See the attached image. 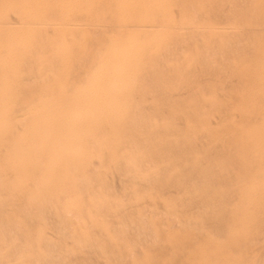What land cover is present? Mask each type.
<instances>
[{
	"label": "rangeland",
	"instance_id": "374dc122",
	"mask_svg": "<svg viewBox=\"0 0 264 264\" xmlns=\"http://www.w3.org/2000/svg\"><path fill=\"white\" fill-rule=\"evenodd\" d=\"M2 1H4V2H2ZM37 1H39V0H0V4L1 3L3 4V5L2 4L0 5V25H1V28H0V48L2 51H4V52H2L0 50V68H1L0 69L1 70L0 71V90H1L0 91V96H1L0 97V148H1L0 151H2V148H3V151L0 152V167H2V168H0V179H1L0 180V251H2V252H0V258L2 256V258L0 259V264H5V263L6 264H101V263L102 264H120V263L121 264H126V263L130 264V262L132 264L133 263L134 264H152V263L153 264L154 263L155 264H160V263L161 264H230V263L231 264H264V250H261V249H264V244H263L264 243V126L262 125V124H264V119H263V117H264V107H263L264 106V88H262L264 85V61H263L264 60L263 59V57H264V55H263L264 46L262 45V44H264V36H262V38H261V35H264L263 34L264 33V31H263L264 20L262 21V19H264V17H263L264 15L263 16L261 15V14H264V3H263L264 0L263 1L255 0L258 2H252V3L250 2L251 0H223V1L219 0L220 2H217L218 0H215V2H214V0H213V3H212V0H210L211 4L208 0H206V1L204 0V2H202L201 0H196V2L194 0H190V3L186 4L187 7L184 6L185 4L183 2L186 0H181V1L180 0H155V2H154V0H153V2L151 0H150V2H149V0H141V1L140 0H134L135 2L132 0H130V1H128V0H71V2H70V0H56V1L55 0H47V2H46V0H40L39 2H37ZM102 1H104V2H102ZM198 1H200V2H198ZM221 1H222V3H221ZM147 2H148V5L146 4ZM201 2L204 4H202ZM219 3L222 4V6L221 5L219 6ZM253 3L254 4L258 3V6L257 5L254 6ZM37 4H38V6H37ZM109 4L111 5V7ZM190 4H192L193 8L192 7L190 8V6H191ZM197 4H198V6H197ZM199 4H201L203 7H200ZM85 5L86 6L88 5V7H86ZM98 5H100V6H98ZM104 5H105V8H103ZM210 5H213V6H210ZM251 5L254 6V7L252 6L253 7L252 9H251V7H249ZM4 6H6V7H4ZM40 6L42 8H40ZM44 6H45V8H43ZM53 6H55V7H53ZM125 6H127L128 9H127V7L124 8ZM196 6L198 8H195ZM218 6L220 7L219 9H217ZM13 7H14V9H13ZM15 7L17 8L16 10H15ZM182 7H184V9L187 11V14H188L184 18H182L183 16H181V14H182L181 11L183 10ZM151 8H152V10H150ZM247 8H249V9H247ZM256 8H259L262 10H259ZM48 9H49V11H48ZM53 9H54V12H53ZM254 9H256V10L254 11V13H252ZM109 10H110V14H109ZM134 10H136V11H134ZM165 10H168V12L166 11V13L167 14L169 13V15H167L164 12ZM172 10L175 12L173 13ZM242 10H244V11L242 12V14H240ZM5 11H6V13L11 14L10 16H12L13 18L15 17V19L18 20V21H15L12 18L13 21L16 24H18L19 26L15 25V23L12 21V19H9L11 17L9 15H7L5 13ZM41 11H42V13H41ZM73 11L75 13L77 11V13L75 14ZM85 11H87V12H85ZM176 11L178 14L176 13ZM259 11L260 12L262 11L263 13L262 12L260 13ZM200 12H204L205 14L204 13L200 14ZM219 12L220 13L222 12V13L220 14ZM246 12H247V14H246ZM51 13H52V15H51ZM56 13H57V15H59L58 17L56 15ZM69 13H71L73 15L71 16V14H69ZM103 13L105 15H103ZM179 13H181V14H179ZM248 13H250V14L248 15ZM259 13H260V15H259ZM16 14H17V16H16ZM53 14H54V16H53ZM74 14H75V16H74ZM80 14H81V17H80ZM99 14H101V15L99 16ZM172 14H173V16H175L177 14L176 15L177 18L180 16L179 20L177 18H175L177 20L174 21V17H172ZM251 14H252V17L250 16ZM50 15L52 16V18ZM106 15H108V16L105 17ZM199 15H200V17H199ZM258 15L261 17H259ZM20 16H23V17H20ZM110 16H112V17L110 18ZM238 16H239V18L237 19ZM242 16H243V18H242ZM255 16L257 18V21L260 20V21H258V24H257V21L255 19ZM17 17H18V19H17ZM40 17L43 19L40 20L41 19ZM45 17H47V18H45ZM21 18H23V19H21ZM38 18H40V19H38ZM50 18L52 21L50 20ZM78 18H79V20H78ZM101 18H103V19L100 20ZM109 18L111 19V21L109 20ZM244 18L246 19L247 23H246ZM34 19H35V21H34ZM195 19H196V21H195ZM242 19H243V21H242ZM247 19L249 20V22ZM96 20L98 23L93 22ZM112 20H113V25L111 24ZM169 20L172 23L171 22L169 23ZM252 20L254 21V25H253ZM19 21H20V23H19ZM30 21H32V22H30ZM45 21H46V23H44ZM59 21L61 22L60 24H59ZM191 21H192V23H191ZM228 21H230L229 23H232V26H234V25L235 26L234 27H232V26L228 27V25H227ZM66 22H69V23L66 24ZM100 22H102V24H100ZM106 22H107V24H106ZM223 22H226V23H223ZM259 22L261 24H263V28H261L262 25L259 24ZM35 23L37 24L36 27H34L36 25ZM108 23H110L111 26ZM194 23H195L194 26L190 25V24L193 25ZM44 24H45V27H44ZM81 24H84V25H81ZM104 24H106V26ZM166 24H167V26H166ZM187 24H188V27H187ZM200 24L202 25V27H203V25L205 26V24H209V25L212 24L215 26H221V24H223L222 27H225L227 29L225 31L226 32L229 31L230 35L228 32H227L228 34H222V36L221 35H212L211 33L207 32V30H203V29L199 28L201 26ZM225 24H226V26H224ZM40 25H42L41 27H43L44 29L40 28ZM46 25H47V27H46ZM59 25H61L63 32L61 31V28ZM64 25H66V27ZM257 25L258 26L261 25V26L257 27ZM15 26H17V27H15ZM20 26L22 28H23V26H25V27L22 29ZM57 26L59 29L57 28ZM244 26H247L248 29H246ZM4 27H5V29H4ZM63 27H65V28H63ZM78 27H79V29H78ZM98 27L99 28L102 27L104 30L102 28L99 29ZM140 27H142V28H140ZM157 27H159V28H157ZM174 27H175V29H174ZM9 28H10V30H9ZM73 28H74V30H73ZM91 28H94V30L101 35L96 33ZM108 28H109V30H108ZM149 28H151V30ZM196 28H198V31L195 30ZM259 28H261V32L259 31ZM30 29H31V31H30ZM55 29H57L56 33L53 32V31H55ZM76 29H78V30H76ZM80 29H81V31H80ZM113 29H115L116 32ZM153 29H155V30H153ZM253 29L255 30V32L257 30L258 31L255 33ZM46 30H49V31L46 32ZM66 30H67V32H66ZM99 30H101V31H99ZM182 30H184V31H182ZM234 30H235V32H234ZM239 30H240V32H239ZM245 30H246V32H245ZM50 31H51V33H50ZM77 31H79V33H75ZM84 31H85V33H83ZM61 32H62V34L64 33V35H65V33H67L69 35L66 34L65 36L64 35L62 36ZM196 32H197V34H196ZM31 33H32V35H31ZM44 33L46 34V36ZM57 33H60L61 36H59V34H57ZM73 33H75V35H77L78 37L74 36ZM102 33H105V34H102ZM206 33L209 35V38L207 37L208 35H206ZM252 33H253V36H252ZM254 33L255 34L259 33V34H257V36H256ZM70 34H72V35H70ZM110 34H112V35H110ZM158 34H160V35H158ZM185 34H187V36H185ZM232 34H234V35H232ZM243 34L244 35L246 34V35L243 36ZM92 35L94 36V38ZM104 35H106V36H104ZM190 35L192 36V38ZM224 35H226V36L224 37ZM231 35H232V39H231ZM248 35L250 36V38H248L249 40H245L247 37H249ZM55 36H57V37H55ZM69 36H71L73 39V40L71 39L72 40L71 42H69L70 41ZM184 36L187 38H185ZM216 36L219 38V40L212 39V38H215ZM239 36L240 37L243 36L244 39H243V37H241L242 38L241 39ZM36 37L39 38V40H36L37 39ZM60 37H62V39ZM65 37H67V38H65ZM73 37H75V39ZM80 37H81V39H77ZM85 37H86L85 42L84 41L82 42V40L85 39ZM87 37L89 39H87ZM96 37H98V38H96ZM222 37H224L225 40ZM227 37H230V38H228L230 40H228ZM233 37L234 38L237 37V38H235L236 40H234ZM256 37L258 40L256 39ZM40 38H41V40H40ZM63 38H65L66 43H65V40ZM91 38H93V39H91ZM200 38H202V39H200ZM204 38L206 39V41L204 40ZM57 39H61L62 41L57 40ZM188 39H190L191 41H188ZM46 40H47L48 44L46 43ZM199 40H201V41L199 42ZM260 40H261V42H260ZM40 41L42 44L41 46L45 47L47 45V47H45V50L48 49L46 54H43L45 52V50L42 51L41 46L38 45V44H40ZM90 41L92 44L90 43ZM186 41L189 42L188 45L185 44ZM240 41H242V44H240ZM244 41L245 42L247 41V42L245 43ZM34 42H35V44H34ZM234 42H236V43H234ZM71 43L74 44L75 46L71 45ZM79 43H81V44H79ZM138 43H139V45H138ZM195 43L196 44L198 43V44L196 45ZM216 43L217 44L219 43V45H217ZM226 43H227V45H226ZM14 44L16 45V47ZM27 44H29V45H27ZM117 44H118V46H117ZM209 44H210V46H209ZM247 44H249V47H246V46H248ZM34 45L38 46L37 48L39 49V51ZM89 45L91 46L90 48H89ZM113 45H115V47ZM141 45L143 46V48L141 47ZM225 45L227 47H225ZM80 46H82V47H80ZM101 46H102V48H100ZM110 46L112 48H110ZM228 46H230V47H228ZM232 46H233V48L231 49ZM62 47H65V48H62ZM78 47L80 48V50ZM96 47L98 50L96 49ZM208 47L212 51L208 50ZM218 47H220V48H218ZM250 47H253V48L251 49ZM94 48L96 49L97 53L94 51L95 50ZM191 48H193V49H191ZM194 48H196V49H194ZM216 48H218V49H216ZM10 49H12V51ZM30 49H32V51H34L33 49H36L35 50L36 52L34 51L33 54L34 53H37V54H35L33 56L32 51ZM186 49H188V50H186ZM202 49L207 54L205 52L203 53ZM206 49H207V51H206ZM227 49H228V52H227ZM73 50H74V52H73ZM92 50H93V52H92ZM99 50H101V51L98 52ZM169 50L172 52L174 51V52L171 53ZM180 50H181V53H180ZM192 50L193 51L196 50V52L194 51V53H193ZM197 50H198V52H197ZM219 50H221V51L223 50V51L220 52V55H217V54H219ZM261 50H263V51H261ZM164 51H165L166 55H165V53H163ZM208 51H209V53H208ZM152 52H153V54H152ZM168 52H169V54H168ZM185 52H187V53H185ZM210 52H211V54H210ZM255 52H257V53H255ZM258 52H259V55L257 56ZM10 53L12 54V56L10 55ZM134 53H136V54H134ZM170 53H171V56H170ZM227 53H229V54L227 55ZM260 53L262 56L260 55ZM47 54H49V55H47ZM83 54H85V55H83ZM160 54H162V55H160ZM179 54H182L181 55L182 57H180V59L183 58L182 60L178 59ZM194 54H195V56L197 54H199V56H196L198 58H196L194 56ZM46 55H47V57H46ZM231 55L233 56V58L229 57ZM238 55H240L239 57L241 59L238 57ZM29 56H30V58H29ZM52 56H54V58ZM159 56H161V57H159ZM205 56H207V57H205ZM236 56L238 58V61L236 60ZM31 57H34V58H31ZM37 57H39V60ZM95 57H96V59H95ZM193 57H194V60H193ZM261 57H262V59H260ZM16 58H18V59H16ZM79 58H81V59H79ZM190 58H192V59L189 61ZM227 58H229V59H227ZM35 59L38 62L32 63V61H35ZM161 59H162V62H161ZM167 59H169V60H167ZM210 59H212V60H210ZM224 59H225V61H224ZM41 60H43L44 65L42 64ZM81 60H83V62H80ZM226 60H228V61H226ZM40 61H41V64H40ZM59 61H60V63H59ZM234 61H236V62H234ZM244 61H245V63H244L245 65L242 64ZM51 62L54 65H52ZM163 62L164 63L166 62V63L164 64ZM186 62H188V64ZM219 62H221L222 65H220L221 63L219 64ZM223 62H225V63L230 62V64L228 63V64L224 65V67H225L224 68ZM238 62L241 64L242 67L240 66V64ZM26 63H27V65H26ZM35 63H37V64H35ZM183 63H185V64H183ZM231 63H233V64L235 63L234 65L237 67L233 68L234 66L232 67ZM248 63H250V64H248ZM258 63H259V65H258ZM47 64H50L52 66L47 65ZM89 64H91V65H89ZM154 64H155V66L157 65L156 68L154 67ZM158 64H160V65H158ZM179 64H180V66H179ZM254 64H256V65H254ZM29 65H30V69L28 68ZM41 65H42V67H41ZM168 65L170 66V68L171 67L172 68L170 69ZM31 66L33 67V69L36 68L37 71H36V69H35L36 72L31 71L32 70ZM220 66H222L223 68H221ZM226 66H228V67H226ZM46 67H49V68L45 69ZM191 67H192V72H191ZM22 68H24V69H22ZM25 68L28 69L27 72H26ZM41 68H42V70H40ZM234 69H235V71L236 70L237 71L235 72ZM255 69H256V71H255ZM74 70L76 72H74ZM146 70H147V75L145 73ZM186 70L187 71L190 70V71L186 72ZM38 71L40 73H38ZM47 71L50 72V76L48 75L49 73H47ZM179 71L180 72L182 71V72L179 73ZM31 72H34L33 74L36 73L35 74L36 76L32 75ZM174 72H175V74L173 75ZM183 72L188 74V75H186V74L182 75ZM230 72L233 74L235 72V74L237 73V76L238 75L239 76L237 77L236 75H233ZM240 72H243V73H240ZM244 72H245V74H244ZM254 72H255V74H254ZM26 73L28 75H26ZM45 73H47L48 77H51V78L53 77V78L52 79L48 78ZM73 73H75V74H73ZM85 73H87V74H85ZM40 74H41L42 79H40L41 77H39ZM243 74L245 76L241 77L243 79H240V75H243ZM141 75H143V76L141 77ZM25 76L27 78H25ZM29 76L37 77V78H39L38 79L39 81L34 77L31 80L32 77H29ZM138 76H140V78ZM177 76H178V78H177ZM180 76H181V78H180ZM92 78H93V80H92ZM107 78H108V80H107ZM179 78H180V80H179ZM20 79L22 81H20ZM28 79H30V81H28ZM72 79H73V82H72ZM84 79H86V80H84ZM40 80H42V81H40ZM43 80L45 81L46 85H45V83H43ZM140 80L142 81V83L139 84V82H141ZM171 80H173V81H171ZM247 80L249 82H247ZM35 81L37 82V84H39V86L37 84H36V86L34 84H33L34 86L32 85V83H36ZM47 81H49V83ZM30 82H31V84H30ZM39 82H41L42 84L40 85ZM52 82H53V85H51ZM72 83H73V85H72ZM179 83H180V85H179ZM243 83H245V84H243ZM254 83H255V85H254ZM69 84H71L72 86L71 85L69 86ZM257 84L258 85L260 84V85L258 86ZM214 85H215V87H214ZM239 85H240V87H239ZM250 85H251V87H250ZM32 86L35 89L36 88L37 89L35 90ZM135 86H137L138 88ZM210 86H212V87H210ZM217 86H218V88H217ZM39 87H40V89H39ZM53 87H55V88H53ZM238 87L241 90V93H239L240 90L238 89ZM213 88H215V89L213 90ZM5 89H6V91H5ZM70 89H72V90H70ZM115 89H117V90H115ZM197 89H199V90L195 91ZM236 89L239 91H237ZM136 90H137V92H135ZM217 90H218L219 95L221 94L223 96L217 95L218 93L215 92ZM172 91H173V93H175V95L172 93ZM28 92L31 95L33 94L35 96L32 95V97H33L32 98L30 95H28L29 94ZM35 92L37 94H34ZM131 92H132V94H131ZM170 92L172 94H168ZM209 92H211V93H209ZM230 92H232L231 95L234 99L236 98L235 96H237V95L239 96V97L237 96L238 99L237 98L235 99L236 101L234 100L235 102H232L233 98L230 97L231 96ZM180 93H182V94L180 95ZM206 93L210 96L209 100H208L209 96ZM235 93H237V95ZM249 93H251L250 94L251 96L249 95ZM254 93H255V95H254ZM25 94L28 96L25 97ZM60 94H61V97L64 95L65 96L60 98ZM91 94H93V95H91ZM166 94H168V95L166 96ZM239 94H241V95H239ZM67 95L68 96L70 95V96L68 97ZM205 95L208 97L206 98ZM211 95L214 97H212ZM215 95H216V97H215ZM227 95H229L231 100L229 99V97ZM134 96H136V97L134 98ZM201 96H204V97H201ZM226 96H227V98H226ZM253 96H255V97H253ZM58 97H59V100H58ZM199 97H201V99L202 98L203 99L200 101ZM221 97H223L224 100ZM240 97H241V99H240ZM172 98L174 101L170 100ZM250 98H252V99H250ZM60 99H61V101H60ZM176 99L179 101L178 103H177ZM192 99H194V101L197 99V101L194 102V101H192ZM225 99H226V101H228L227 102L228 104H226V105H225V102H226ZM183 100L186 101L187 103L190 100L192 102L190 101V103L187 104L186 102L183 103L184 102ZM29 101H30V103H29ZM57 101L58 102L60 101L59 102L60 104ZM198 101H200V102L198 103ZM205 101H206V103H205ZM239 101H240V103H238ZM19 102H20L21 106H20ZM152 102H155V103H152ZM164 102H165V104H164ZM173 102H175V103H173ZM180 102H182V103H180ZM202 102L204 105L201 104ZM208 102L210 103V105H208L209 104ZM8 103H10V105ZM147 103H149V104H147ZM158 103H160L161 105L164 104L165 107L161 106ZM172 103L176 106V108ZM212 103L214 106L212 105ZM7 104H8V106H7ZM45 104H46V106H45ZM54 104H55V106H53ZM154 104H156L157 106ZM171 104H172V106H170ZM185 104H186V106H185ZM190 104L192 105V107ZM231 104H232V106H231ZM82 105H83V107H82ZM142 105H143V107H142ZM196 105H199L200 107L196 106ZM51 106L53 108H51ZM145 106H147V107H145ZM159 106H160V108H159ZM189 106H190V108H189ZM193 106L198 107V108H196V110H193L194 109ZM207 106H208V108H207ZM37 107H38V109H37ZM48 107H50L52 110L55 107V109L52 112H49L51 109H49ZM84 107L86 109H84ZM138 107L140 108V110ZM141 107L142 108L145 107V108L142 110ZM232 107L234 110L232 109ZM4 108H5V110H4ZM31 108H33V109H31ZM40 108H41V110H40ZM157 108H158V111H157ZM164 108L165 109L168 108V109L164 110ZM170 108H171V110H170ZM177 108H179L178 110L180 112L182 111L181 114L179 111L176 110ZM185 108H186V110H183ZM227 108L231 113L227 112L228 111ZM28 109H30V110H28ZM82 109L84 111H82ZM134 109H136V112ZM145 109H146V113L148 112L147 116L152 115V116H150L151 118L146 116ZM201 109H202V111H201ZM150 110H151V112H150ZM261 110H262V112L259 114H262V115H259L258 113H256V112H260ZM31 111H32V113H31ZM77 111H78V113H77ZM165 111H167V112L172 111L171 113L170 112L169 113L170 114L173 113L174 115H169V113H166ZM185 111H190V112H189V114H187L188 112H185ZM195 111H197V112H195ZM22 112H24V115H21ZM27 112H29V113H27ZM210 112L212 114L215 113L214 117ZM220 112L222 113V115H220L221 114ZM50 113H51V115H49ZM140 113H142V115L145 116L144 120H143V116L140 115ZM194 113H195V115H194ZM198 113H199V115H198ZM224 113L227 116L226 115L224 116ZM232 113L234 115H230V116L228 115V114H232ZM238 113L240 115H238ZM45 114H46V116H45ZM131 114L133 115V117ZM161 114H162V116H161ZM175 114H176V116H179V120L177 117L175 119V117H174ZM235 114H237V115H235ZM247 114H248V117H247ZM180 115H182L183 118H185V119L183 120V118L180 117ZM163 116H164V118H163ZM235 116H237L238 118ZM243 116L246 118H249V116H250L251 119L246 120V118H244ZM45 117H46V120H45ZM47 117L50 118V120ZM130 117L132 118V120ZM139 117L142 118V120H140ZM196 117H197V119H196ZM232 117H233V119H232ZM157 118L158 119L163 118L162 119L163 121L161 119H160L161 121H159ZM21 119L24 121H22ZM36 119H37V121H36ZM58 119H60L61 121L58 122L59 121ZM135 119H136V121H134ZM150 119H152V120H150ZM153 119L158 120L159 122L158 121L155 122ZM173 119L175 120L176 123L174 122ZM234 119H236V120H234ZM17 120H19V121L17 122ZM52 120L54 123H52ZM148 120H149V122H147ZM180 120H181V124H180ZM195 120L198 122H196ZM200 120H201V122H200ZM251 120H252V122L255 120L257 122L251 123ZM8 121H9V123H8ZM132 121H134L136 124ZM140 121L142 122L143 126H145L146 128L143 129V126H141V127L139 126V124L141 123ZM144 121H146L145 122L146 125H145V123H143ZM206 121H207V123H209V121H210L209 125L211 124V121H212V124L210 127L206 123ZM224 121H225V123H223ZM49 122H50V124H49ZM184 122L187 125H184L183 124ZM235 122H236V124H239L240 122H242V123H241V125L239 124V126H236L234 124ZM17 123H19L18 126H19V128L21 127L20 129L18 128ZM105 123H107V124H105ZM148 123L150 125L152 124L153 127H151L150 125L147 126ZM153 123H155V124H153ZM170 123L172 125H170ZM194 123H195V125H193ZM204 123H205V125H203ZM246 123H247V127H245ZM248 123H249V125H248ZM25 124H27L26 128H28V129L25 128V126H24ZM134 124H135V126H134ZM142 124H140V125H142ZM200 124L202 127L201 129H200ZM35 125H37V126H35ZM137 125H138V127H137ZM191 125H193L192 127L195 129L199 125L200 131L198 129H196V130L192 129ZM163 126H165V128ZM168 126H170V127H168ZM179 126H183V127L179 128ZM185 126H187V129L185 128ZM189 126L191 127L190 130H189V128H190ZM207 126H208V128H207ZM214 126H216L217 128H215ZM259 126L261 127L260 130L258 129ZM13 127H15V128H13ZM236 127L238 130L236 129ZM238 127H240V128H238ZM242 127H243V129H242ZM29 128H31V129H29ZM168 128L170 129L171 132L169 131ZM177 128H179V129H177ZM248 128H250V130ZM54 129H55V132H54ZM145 129L148 132V134H147V132H145ZM161 129H162V131H161ZM106 130H107V132H105ZM157 130H159V131H157ZM176 130H178V131H176ZM184 130H186L187 132L185 133ZM134 131H136V133ZM154 131H155V133H154ZM246 131H248V132H246ZM13 132H16V133L14 134ZM173 132H175L176 134H174ZM177 132H183V133L177 134ZM260 132L263 133L262 134L263 136L261 135ZM132 133L134 134V136ZM165 133H167V134H165ZM201 133L203 135H201L202 137L200 136L201 137L200 138L199 134H201ZM259 133H260V135H258ZM30 134H31V137H30ZM92 134H93V136H91ZM120 134H121V136H120ZM151 134H152V136H150ZM168 134H170V136H168ZM213 134H215V135H213ZM230 134H233L234 136L233 135L231 136ZM8 135H10V136H8ZM105 135H106V137H105ZM173 135H175V136H173ZM177 135H178V137H177ZM182 135H183V137H181V139H180L179 137ZM197 135H198V139H197ZM205 135L209 136V137L212 136L211 137L212 139L211 138L207 139V137H205ZM225 135H227V136L225 137ZM257 136H259V137L256 138ZM130 137H132V138H130ZM214 137H215L216 143L213 139ZM216 137H218V139H216ZM103 138H104V141H103ZM223 138H225L226 141ZM194 139H195V142H190V144H189V141L190 140L194 141ZM260 139H263V140H260ZM43 140H44V142H43ZM86 140H88V141H86ZM89 140H91L90 141L91 143L89 142ZM179 140H180V142H179ZM208 140H210V141H208ZM92 141L94 142V144ZM228 141H230V143ZM54 142H55V144H54ZM136 142H139L140 144H138ZM157 142H159V143H157ZM225 142H227V143H225ZM4 143H6V144H4ZM192 143H194V144L197 143L199 145H197V144L194 145ZM223 143H225V145ZM141 144H142V146H141ZM144 144H146V145H144ZM205 144H206V146L203 147V145H205ZM149 145H150V148H149ZM172 145H174V146H172ZM7 146H8V148H7ZM195 146H196V150H195ZM199 146H200V149H199ZM211 146H214V147L212 148ZM52 147L55 149H53ZM100 147L103 150H101ZM176 148H178V149H176ZM188 148L189 149L191 148L190 151ZM140 149H141V151H140ZM202 149H203V151H202ZM212 149H214V150L211 154ZM59 150L61 152H63V155L60 156L58 162L50 170H48V171L44 170L45 169L43 166L44 161L50 157L51 152H53V151L57 152ZM146 150H148V151H146ZM172 150H173V152H172ZM184 150L186 153H184ZM229 151H230V153H229ZM5 152L7 155L5 154ZM194 152H195V154H194ZM91 153H93V154H91ZM101 153L102 154L106 153V154H105V156L103 155V157H101L102 156ZM110 153H112V154H110ZM155 153L156 154L159 153L157 155V159H156V157H154L155 155H153ZM176 153L180 154L181 156H179ZM190 153H192V154H190ZM224 153L226 156L224 155ZM17 154H23L24 156H29V154H30L31 157H33V158L35 157L34 166H25L21 172H25L26 177L19 179V180L15 179V174H17L18 170L11 168V161L13 158H15V156ZM107 154H109V155H107ZM150 154H151V156H150ZM218 154L219 155L221 154V157H218L216 159L215 157H217ZM233 154H234V156H233ZM84 155L87 156L88 158H86ZM82 156H84V158ZM111 156L112 157L114 156V157L112 158ZM158 156H159V158H158ZM164 156H165V158H164ZM127 158H128V160H127ZM189 158L192 159V161ZM85 159L87 160V162H85L86 161ZM88 159L89 160L91 159V160L89 161ZM147 159L151 162L147 161ZM205 159H206V161H205ZM210 159H212V160H210ZM221 159L224 162H226L227 164L224 163ZM104 160L106 161V163ZM107 160H109V161H107ZM144 160L147 161V163ZM159 160L162 161L163 163L160 162ZM200 160H202V162H203L202 165L204 168L201 170H198V169H200V165H201ZM234 160H237V161L234 162ZM88 161H89V163H88ZM100 161H102V162L100 163ZM122 161L124 162L125 166L122 163ZM143 161H144V163H143ZM165 161H167V162H165ZM217 161H218V163H217ZM220 161H221V163H220ZM96 162L97 163L99 162L98 163L99 167L102 166L101 170L98 167V164ZM109 162L112 163L113 165H110ZM214 163H217V164H214ZM222 163H224L223 164L224 166L221 165ZM96 164H97V166H95ZM114 164H116V165H114ZM127 164H129V166L132 169ZM150 164L152 166H150ZM196 164H198V165L196 166ZM234 164H236V165H234ZM246 164L248 166H246ZM91 165H92V169L95 168L94 171L96 173L93 172V170L91 168H89V167H91ZM104 165H105V168H104ZM202 165H201V168H202ZM207 165H208V168L206 169ZM214 165H216V166H214ZM219 165H221V167L223 166L222 170H221V167ZM226 166H227L228 170L225 168ZM238 166H240V167H238ZM242 166H243V169H242ZM109 167H110L109 172L111 174H109V172H108ZM125 167H127V168H125ZM194 167H195V169H194ZM232 167H233V169H232ZM72 168H74V170ZM133 168H135V170H133ZM174 168L176 170H174ZM235 168H238V169L240 168V170H237V169L235 170ZM84 169H85V171H84ZM88 169H89V171H88ZM204 169L206 170V172L201 173V171L202 172L205 171ZM224 169L228 172H226ZM41 170L44 171L45 173L40 172ZM90 170H92V171H90ZM102 170L104 171V173ZM116 170H118V171H116ZM131 170H133V172ZM139 170H141V171H139ZM54 171H56V172H54ZM100 171H102V173L105 174L106 176L103 175ZM105 171L107 173H105ZM122 171H123V173H121ZM208 171L209 172L211 171V172L209 173ZM218 171H219L220 175L218 174ZM224 171L226 173H222ZM234 171L237 172L238 174L237 175H236V173L233 174L232 172H234ZM134 172L136 173V175ZM144 172H146V173H144ZM192 172H193V174H192ZM99 173H101V174H99ZM107 174H109V175H107ZM197 174H201V175L198 176ZM224 174H226V175H224ZM229 174H231V175H229ZM239 174L242 177L238 176ZM148 175H150L151 177ZM203 175H204V177L205 176L206 177L208 176V177L206 179H204ZM211 175H212V178H210ZM116 176H118L117 179H116ZM223 176H226V177H223ZM235 176L236 177L238 176V178L241 179L242 181H239V179L236 178ZM215 177H217L218 179ZM140 178H143V179H140ZM147 178H149V179H147ZM245 178H246V180H245ZM89 179H91V180H89ZM113 179H115V181ZM146 179H147V181H146ZM208 179H209V181H207ZM211 179H212V181H211ZM231 179H232V181H231ZM199 180L200 181L202 180L200 183V184H202V186L198 183V182H200ZM216 180L217 181L219 180V181L217 182ZM224 180L228 181V182L227 181L225 182V185L227 184L226 186H232V187L225 188L226 186L224 185ZM237 180H238V182H237ZM95 181L97 182V184ZM203 181H205L206 184ZM74 182H77V183L74 184ZM113 182H114V185H113ZM115 182H117L119 185L117 183L115 184ZM106 183H108L109 185L108 184L106 185ZM192 183L195 184L196 186H194ZM37 185H38V187H35ZM120 185H121L122 189L120 188ZM181 185H182V188L180 189L179 187ZM140 186H141V188H140ZM177 186H178V188H177ZM30 187H32V189L34 188V190L32 191V189ZM109 187H111V188H109ZM117 187H119V188H117ZM151 187H152V189H151ZM125 188H127V189H125ZM197 188H198V190H197ZM92 189H93V192L91 191ZM149 189H151V190H149ZM194 189L196 192L194 191ZM167 190L168 191L170 190V191L168 192ZM243 190L245 191L244 193H243ZM171 191L174 193H171ZM184 191H185V194H184ZM191 191H193V192H191ZM65 192H66V194L64 195L63 193H65ZM207 193H208V195H207ZM231 193L234 195H232ZM236 193L240 197H238L236 195ZM67 194L69 195L70 199L68 198ZM70 195L72 198L70 197ZM73 195H74V198H73ZM259 195L262 197L260 198ZM59 196L63 197L64 199L62 198L63 199L62 200ZM200 196L203 200L200 198ZM216 196L217 197L219 196L218 198L220 200L218 198H215ZM44 198H45V200H44ZM57 198H60V200H58ZM146 198H147V201L145 200ZM210 198L212 199L211 201H210ZM38 199H39V201H38ZM133 199H135V200H133ZM136 199H137V201H136ZM157 199L161 203L157 202ZM197 199L200 200V202H198ZM213 199L215 200V202H216V200H218V203H215ZM229 199H231V200L229 201ZM234 199H236V200H234ZM144 201H146V202H144ZM148 202H150V203H148ZM185 202H187L188 205ZM206 202L207 203L209 202V203L205 206ZM233 202H235V203H233ZM255 202H257V203H255ZM260 202L261 203L263 202V203L261 204ZM21 203H22V205H21ZM93 203H94V206H93ZM133 203H134V206H133ZM146 203L150 204V205L153 203L155 206L152 204L153 207L151 208V206L147 205ZM212 203H213V205H212ZM237 203H238V205H237ZM13 204H14V206H13ZM25 204H27V205H25ZM114 204H118V205H114ZM171 204H172V207H171ZM210 204H211V206H210ZM5 205H7V206H5ZM15 205H17V206H15ZM158 205H160V206H158ZM118 206H119V208H118ZM156 206H157V208H156ZM31 207L34 210L33 209L31 210ZM94 207L97 209L94 210ZM218 207L221 211L218 209ZM52 208H54V209H52ZM146 208L148 210H146ZM153 208L156 210H154ZM209 208H210V210H209ZM3 209H5L6 211ZM98 209H99V211L97 212ZM151 209H152V211H151ZM202 209H203V211H202ZM124 210H126V211H124ZM167 210L169 211L170 214L167 212ZM176 210H177V212H176ZM184 210L187 212H185ZM94 211L99 213V215L102 216L103 218L102 217L97 218L98 215ZM148 211L150 212L151 217H150V214ZM155 211H157V212H155ZM205 211H207V212H205ZM217 211H219V212H217ZM31 212H33V213H31ZM65 212L68 215H66ZM153 212H155V213H153ZM160 212H162V214L163 213H165V214L167 213V214L161 215ZM209 212H210V214H209ZM74 213L77 214L79 217L77 215H74ZM92 213H93V215H92ZM187 213H189V214H187ZM239 213H240V215H239ZM63 214L66 216H63ZM72 214L74 216H72V217L69 216ZM158 214H159V216H158ZM113 215H114V218L116 217L115 220L112 217ZM160 215H161V220H160ZM144 216H146L147 219ZM152 216H158V218L155 219ZM163 216H165L164 217L165 219L162 218ZM34 217H35V219H34ZM108 217H109V219H108ZM141 217H143L144 219ZM79 218H81V219H79ZM151 218H153V219H151ZM23 219H26V222ZM68 219H69V221H67ZM98 219H99V221H98ZM179 219L181 220V222L179 221ZM34 220H35V222H34ZM171 220L173 221V224H175L174 222L179 224V228L177 227L178 226L177 224H175L176 226L175 225L173 226L172 222H170ZM209 220L210 221L212 220L214 223L212 224V221L210 222ZM86 221H88V222H86ZM97 221H98V223H96ZM227 221H229V222L227 223ZM62 222H64V223H62ZM81 222H84L83 227H82ZM28 223H30V224H28ZM41 223H43V224H41ZM44 223L46 225H44ZM63 224L66 227L67 226L68 227L73 226L74 230L72 228H68V227L66 228L65 226L62 227ZM76 224L77 225L81 224V229H79L80 225L76 228L75 227V226H77ZM204 224H206V225H204ZM190 225L193 226L194 229ZM195 225H197V226H195ZM224 225H226V227ZM44 226H46V227H44ZM157 226H159V227H157ZM170 226L171 227L173 226V227L169 228ZM21 227L23 228V230ZM27 227H29V228L27 229ZM59 227H60V229H59ZM62 228H64V230ZM49 229H50V232L49 231L47 232V230H49ZM77 229H78V231H77ZM83 229L87 235H84L85 233L82 232ZM150 229H152V230H150ZM173 229H175V231ZM87 230H88V232H87ZM201 230L203 231V233ZM94 231L96 232V234ZM100 231H101V233H100ZM167 231H168V234H165ZM211 231L212 232L214 231V232L212 233ZM217 231L219 232V234ZM77 232H79L80 234L78 235ZM106 232H108V234ZM210 232H211V234H209ZM216 232L220 236H217ZM48 233H49V236H48ZM57 233H59V235ZM72 233H73V235H72ZM81 233H82V235H81ZM196 233H197V235H196ZM203 234H205L206 237H203V236H205ZM207 234L209 235L210 238L207 237L208 236ZM125 235H126V237H125ZM200 236H202V237H200ZM226 236H227V238H226ZM258 237L260 238V240ZM53 238H55V239H53ZM254 238H257V239H254ZM58 239L59 240L62 239V240L59 241ZM93 239H95V240H93ZM101 239H102V241H101ZM123 239H126V240H123ZM128 239H130V240H128ZM215 239L218 242H216ZM63 240L69 242V244H67L66 242H62ZM11 241H12V243H11ZM94 241L96 242V244L98 243V245H96ZM192 241H194V242H192ZM219 241H220V243H219ZM70 242H71V244H70ZM101 242H103V243H101ZM62 243H63V245H62ZM72 243H74V245ZM90 244H93V246ZM99 244H101V247ZM112 244L115 246H113ZM3 246L5 249L3 248ZM109 246H111V247L108 248ZM135 246H137V247L134 248ZM25 247L28 250H26ZM85 247H86V249H85ZM123 247H127V248H123ZM179 247H181V249ZM10 248H12V249H10ZM97 248H98V251L100 253H102L101 255L103 256V259H100V258H102V256L98 255L99 252L96 251ZM107 248H108V250H107ZM104 249H106V250H104ZM128 249H129V251H128ZM137 249H139V250H137ZM90 250L93 252V255H92V252H88ZM132 250H136L137 252L139 251L140 254H138L139 252L136 253V251H132ZM224 250H226V251H224ZM112 251H113V253H112ZM125 251H127V252H125ZM143 251L145 252V254ZM146 251L148 253H146ZM3 252H4V254H3ZM86 252H88V254H86ZM95 252H98V253H95ZM103 252H105V253L103 254ZM130 252H132V253H131L130 257H128L129 256L128 254ZM141 252L143 253V255ZM153 253L154 254L156 253V254L154 255ZM109 254H111V256H109ZM97 255H98V257H96ZM105 255L107 256V258ZM144 255L147 256V257L145 256V259H143ZM234 255H236V256H234ZM20 256H21V258H20ZM108 256H109V258H108ZM142 256H143V258H142ZM89 257H91V258H89ZM139 257H141V259H139ZM233 257H235V258H233ZM39 258H41L42 260ZM104 258H106V259L104 260ZM131 258H133V261L130 260ZM160 259H161V261L163 259L164 260L161 262ZM112 260H113V262H112ZM99 261H101V262L99 263ZM43 262H45V263H43ZM150 262H152V263H150Z\"/></svg>",
	"mask_w": 264,
	"mask_h": 264
},
{
	"label": "bare ground",
	"instance_id": "6f19581e",
	"mask_svg": "<svg viewBox=\"0 0 264 264\" xmlns=\"http://www.w3.org/2000/svg\"><path fill=\"white\" fill-rule=\"evenodd\" d=\"M39 1H40V0H39ZM39 1H37V2H39ZM55 1H56V0H55ZM128 1H130V0H128ZM132 1H134V0H132ZM140 1H141V0H140ZM151 1L153 2V0H151ZM180 1H181V0H180ZM194 1L196 2V0H194ZM201 1L204 2V0H201ZM205 1H206V0H205ZM208 1L210 2V0H208ZM222 1H223V0H222ZM222 1H221V3H222ZM260 1H263V0H260ZM2 2H4V1H2ZM46 2H47V0H46ZM70 2H71V0H70ZM70 2H69V3H70ZM97 2H98V1H97ZM102 2H104V1H102ZM110 2H111V1H110ZM121 2H122V1H121ZM134 2H135V1H134ZM137 2H138V1H137ZM137 2H136V3H137ZM149 2H150V0H149ZM154 2H155V0H154ZM175 2H176V1H175ZM183 2H184V4H185L184 6H186V4L190 3V0H186V1H183ZM198 2H200V1H198ZM202 2H201V3H202ZM214 2H215V0H214ZM217 2H220V1L218 0ZM250 2L252 3V2H258V1H255V0L252 1V0H251ZM40 3H41V2H40ZM51 3H52V2H51ZM88 3H89V2H88ZM170 3H171V2H170ZM173 3H174V2H173ZM205 3H206V2H205ZM212 3H213V0H212ZM224 3H225V2H224ZM228 3H229V2H228ZM261 3H262V2H261ZM263 3H264V2H263ZM1 4H2V3H1ZM1 4H0V5H1ZM16 4H17V3H16ZM35 4H36V3H35ZM38 4H39V3H38ZM38 4H37V6H38ZM46 4H47V3H46ZM53 4H54V3H53ZM72 4H73V3H72ZM89 4H90V3H89ZM95 4H96V3H95ZM99 4H100V3H99ZM101 4H102V3H101ZM123 4H124V3H123ZM125 4H126V3H125ZM146 4L148 5V2H147ZM168 4H169V3H168ZM168 4H167V5H168ZM202 4H204V3H202ZM210 4H211V2H210ZM2 5H3V4H2ZM8 5H9V4H8ZM39 5H40V4H39ZM58 5H59V4H58ZM83 5H84V4H83ZM91 5H92V4H91ZM109 5H110V4H109ZM117 5H118V4H117ZM147 5H146V6H147ZM154 5H155V4H154ZM190 5H191V6H190ZM190 5H189V6H190V8H191V7H192V4H190ZM199 5H200V7H203L201 4H199ZM206 5H207V4H206ZM208 5H209V4H208ZM220 5L222 6V4L219 3V6H220ZM253 5H254V6H256V5L258 6V3H257V4H256V3H255V4L253 3ZM253 5H251V6H249V7H251V9H252V8L254 7ZM18 6H19V5H18ZM42 6H43V5H42ZM72 6H73V5H72ZM85 6H86V5H85ZM98 6H100V5H98ZM101 6H102V5H101ZM122 6H123V5H122ZM127 6H128V5H127ZM127 6H125L124 8H126ZM173 6H174V5H173ZM197 6H198V4H197ZM197 6H196L195 8H198ZM210 6H213V5H210ZM219 6H218L217 9L220 8ZM252 6H253V7H252ZM4 7H6V6H4ZM22 7H23V6H22ZM24 7H25V6H24ZM35 7H36V6H35ZM35 7H34V8H35ZM53 7H55V6H53ZM75 7H76V6H75ZM86 7H88V5H87ZM86 7H85V8H86ZM89 7H90V6H89ZM110 7H111V5H110ZM151 7H152V6H151ZM186 7H187V6H186ZM260 7H261V6H260ZM2 8H3V7H2ZM10 8H11V7H10ZM37 8H38V7H37ZM37 8H36V9H37ZM40 8H42V7L40 6ZM43 8H45V6H44ZM48 8H49V7H48ZM50 8H51V7H50ZM79 8H80V7H79ZM103 8H105V5L103 6ZM113 8H114V7H113ZM167 8H168V7H167ZM182 8H183V10H182V11L180 10L182 14H181V13H179V14H181V16H183L182 18H184V17H186L188 14H187V11L184 9V7H182ZM182 8H181V9H182ZM192 8H193V7H192ZM212 8H213V7H212ZM13 9H14V7H13ZM16 9H17V8L15 7V10H16ZM19 9H20V8H19ZM38 9H39V8H38ZM62 9H63V8H62ZM107 9H108V8H107ZM110 9H111V8H110ZM120 9H121V8H120ZM127 9H128V7H127ZM130 9H131V8H130ZM134 9H135V8H134ZM137 9H138V8H137ZM154 9H155V8H154ZM168 9H169V8H168ZM170 9H171V8H170ZM176 9H177V8H176ZM247 9H249V8H247ZM251 9H250V10H251ZM256 9H259V8H256ZM256 9H254L252 13H254V11H255ZM98 10H99V9H98ZM140 10H141V9H140ZM150 10H152V8H151ZM173 10H174V9H173ZM173 10H172V12L174 13L175 11H173ZM189 10H190V9H189ZM208 10H209V9H208ZM211 10H212V9H211ZM259 10H262V9H259ZM1 11H2V10H1ZM48 11H49V9H48ZM56 11H57V10H56ZM62 11H63V10H62ZM79 11H80V10H79ZM121 11H122V10H121ZM129 11H130V10H129ZM134 11H136V10H134ZM166 11L168 12V10H165L164 12L166 13ZM243 11H244V10H242L240 14H242ZM248 11H249V10H248ZM13 12H14V11H13ZM53 12H54V9H53ZM73 12H74V11H73ZM85 12H87V11H85ZM88 12H89V11H88ZM170 12H171V11H170ZM225 12H226V11H225ZM259 12H260V11H259ZM261 12H262V11H261ZM261 12H260V13H261ZM5 13H6V11H5ZM21 13H22V12H21ZM23 13H24V12H23ZM26 13H27V12H26ZM41 13H42V11H41ZM41 13H40V14H41ZM74 13H75V12H74ZM76 13H77V11H76ZM76 13H75V14H76ZM100 13H101V12H100ZM105 13H106V12H105ZM115 13H116V12H115ZM149 13H150V12H149ZM165 13H164V14H165ZM176 13H177V11H176ZM190 13H191V12H190ZM201 13H204V12H200V14H201ZM217 13H218V12H217ZM219 13H220V12H219ZM221 13H222V12H221ZM221 13H220V14H221ZM260 13H259V15H260ZM262 13H263V12H262ZM6 14L9 15V16L11 15V14H9V13H6ZM14 14H15V13H14ZM40 14H39V15H40ZM58 14H59V13H58ZM69 14H71V13H69ZM75 14H74V16H75ZM78 14H79V13H78ZM109 14H110V10H109ZM166 14H167V13H166ZM170 14H171V13H170ZM177 14H178V13H177ZM177 14H176V15H177ZM204 14H205V13H204ZM240 14H239V15H240ZM246 14H247V12H246ZM249 14H250V13H248V15H249ZM256 14H257V13H256ZM256 14H255V15H256ZM18 15H19V14H18ZM44 15H45V14H44ZM51 15H52V13H51ZM51 15H50V16H51ZM56 15H57V13H56ZM72 15H73V14H71V16H72ZM83 15H84V14H83ZM83 15H82V16H83ZM100 15H101V14H99V16H100ZM103 15H105V14L103 13ZM113 15H114V14H113ZM136 15H137V14H136ZM167 15H169V13H168ZM176 15L173 16V14H172V17H174V21L177 20V19L179 20V17H180V16L177 18ZM230 15H231V14H230ZM237 15H238V14H237ZM248 15H247V16H248ZM259 15H258V16H259ZM261 15L263 16L264 14H261ZM5 16H6V15H5ZM13 16H14V15H13ZM16 16H17V14H16ZM32 16H33V15H32ZM50 16H49V17H50ZM53 16H54V14H53ZM58 16H59V15H57V17H58ZM78 16H79V15H78ZM84 16H85V15H84ZM94 16H95V15H94ZM97 16H98V15H97ZM107 16H108V15H106L105 17H107ZM127 16H128V15H127ZM222 16H223V15H222ZM222 16H221V17H222ZM250 16L252 17V14H251ZM256 16H257V15H256ZM256 16H255V19H256V21H257ZM3 17H4V16H3ZM10 17H11V18H9V19H12V18H13L12 16H10ZM20 17H23V16H20ZM20 17H19V18H20ZM41 17H42V16H41ZM41 17H40V18H41ZM80 17H81V14H80ZM87 17H88V16H87ZM111 17H112V16H110V18H111ZM199 17H200V15H199ZM204 17H205V16H204ZM253 17H254V16H253ZM259 17H261V16H259ZM259 17H258V18H259ZM263 17H264V16H263ZM24 18H25V17H24ZM40 18H38V19H40ZM45 18H47V17H45ZM51 18H52V16H51ZM51 18H50V20H51ZM61 18H62V17H61ZM61 18H60V19H61ZM72 18H73V17H72ZM97 18H98V17H97ZM110 18H109V20L111 21ZM113 18H114V17H113ZM175 18H177V19H175ZM195 18H196V17H195ZM238 18H239V16L237 17V19H238ZM242 18H243V16H242ZM246 18H247V17H246ZM249 18H250V17H249ZM13 19H14L15 21H18V20L15 19V17H14ZM13 19H12V21H13ZM17 19H18V17H17ZM21 19H23V18H21ZM42 19H43V18H41L40 20H42ZM102 19H103V18H101L100 20H102ZM244 19H245V18H244ZM252 19H253V18H252ZM255 19H254V20H255ZM1 20H2V19H1ZM24 20H25V19H24ZM29 20H30V19H29ZM66 20H67V19H66ZM78 20H79V18H78ZM164 20H165V19H164ZM166 20H167V19H166ZM221 20H222V19H221ZM240 20H241V19H240ZM247 20H248V19H247ZM263 20H264V19H262V21H263ZM20 21H21V20H20ZM20 21H19V23H20ZM34 21H35V19H34ZM38 21H39V20H38ZM38 21H37V22H38ZM51 21H52V20H51ZM55 21H56V20H55ZM160 21H161V20H160ZM193 21H194V20H193ZM195 21H196V19H195ZM197 21H198V20H197ZM216 21H217V20H216ZM237 21H238V20H237ZM242 21H243V19H242ZM245 21H246V19H245ZM245 21H244V22H245ZM252 21H253V20H252ZM258 21H260V20H258ZM258 21H257V24H258ZM9 22H10V21H9ZM13 22H14V21H13ZM23 22H24V21H23ZM26 22H27V21H26ZM30 22H32V21H30ZM40 22H41V21H40ZM48 22H49V21H48ZM90 22H91V21H90ZM93 22L98 23L97 20H96V21H93ZM102 22H103V21H102ZM102 22H100V24H102ZM122 22H123V21H122ZM170 22H171V21L169 20V23H170ZM198 22H199V21H198ZM220 22H221V21H220ZM229 22H230V21H228V24H227L228 27L232 26V23H229ZM234 22H235V21H234ZM248 22H249V20H248ZM14 23H15V22H14ZM38 23H39V22H38ZM41 23H42V22H41ZM44 23H46V21H45ZM51 23H52V22H51ZM54 23H55V22H54ZM60 23H61V22L59 21V24H60ZM63 23H64V22H63ZM67 23H69V22H66V24H67ZM74 23H75V22H74ZM77 23H78V22H77ZM103 23H104V22H103ZM171 23H172V22H171ZM179 23H180V22H179ZM191 23H192V21H191ZM195 23H196V22H195ZM195 23H194L193 25H192V24H190V25H191V26H194ZM212 23H213V22H212ZM214 23H215V22H214ZM223 23H226V22H223ZM246 23H247V21H246ZM262 23H263V22H262ZM35 24H36V23H35ZM48 24H49V23H48ZM79 24H80V23H79ZM106 24H107V22H106ZM106 24H104V25L106 26ZM108 24H110V23H108ZM111 24L113 25V20H112V23H111ZM111 24H110V26H111ZM138 24H139V23H138ZM158 24H159V23H158ZM162 24H163V23H162ZM203 24H204V23H203ZM235 24H236V23H235ZM241 24H242V23H241ZM241 24H240V25H241ZM259 24H261V23L259 22ZM6 25H7V24H6ZM6 25H5V26H6ZM11 25H12V24H11ZM15 25H18V24L15 23ZM22 25H23V24H22ZM22 25H21V26H22ZM73 25H74V24H73ZM81 25H84V24H81ZM89 25H90V24H89ZM95 25H96V24H95ZM164 25H165V24H164ZM174 25H175V24H174ZM200 25H201V24H200ZM233 25H234V24H233ZM236 25H237V24H236ZM253 25H254V21H253ZM261 25H262L261 28H263V24H261ZM261 25H259V26L257 25V27H260ZM18 26H19V25H18ZM21 26H20V27H21ZM36 26H37V24H36L34 27H36ZM41 26H42V25H40V28L44 29V28L41 27ZM50 26H51V25H50ZM59 26H60V28H61V31L63 32L61 25H59ZM64 26L66 27V25H64ZM75 26H76V25H75ZM85 26H86V25H85ZM85 26H84V27H85ZM98 26H99V25H98ZM166 26H167V24H166ZM222 26H223V24H221V26H215V25H212V24H210V25H209V24H205V26L203 25V27H202V25H201L199 28H201V29H203V30H207V32L211 33L212 35H221V36H222V34H228L229 31H227V32H228V33H227V32L225 31V30H227V29H226L225 27H222ZM224 26H226V24H225ZM234 26H235V25H234ZM234 26H232V27H234ZM241 26H242V25H241ZM11 27H12V26H11ZM15 27H17V26H15ZM24 27H25V26H23V28H24ZM44 27H45V24H44ZM46 27H47V25H46ZM65 27H63V28H65ZM70 27H71V26H70ZM73 27H74V26H73ZM76 27H77V26H76ZM93 27H94V26H93ZM108 27H109V26H108ZM112 27H113V26H112ZM138 27H139V26H138ZM178 27H179V26H178ZM183 27H184V26H183ZM187 27H188V24H187ZM244 27H245L246 29H248L247 26H244ZM257 27H256V28H257ZM0 28H1V25H0ZM18 28H19V27H18ZM21 28H22V27H21ZM23 28H22V29H23ZM51 28H52V27H51ZM57 28H58V26H57ZM86 28H87V27H86ZM98 28H99V27H98ZM101 28H102V27H101ZM101 28H99V29H101ZM104 28H105V27H104ZM109 28H110V27H109ZM109 28H108V30H109ZM132 28H133V27H132ZM140 28H142V27H140ZM140 28H139V29H140ZM145 28H146V27H145ZM151 28H152V27H151ZM151 28H149V29L151 30ZM153 28H154V27H153ZM157 28H159V27H157ZM176 28H177V27H176ZM224 28H225V29H224ZM261 28H259V31H260V32H261ZM4 29H5V27H4ZM38 29H39V28H38ZM47 29H48V28H47ZM53 29H54V28H53ZM58 29H59V28H58ZM68 29H69V28H68ZM71 29H72V28H71ZM78 29H79V27H78ZM78 29H76V30H78ZM91 29L94 30V28H91ZM102 29H103V28H102ZM137 29H138V28H137ZM174 29H175V27H174ZM234 29H235V28H234ZM238 29H239V28H238ZM9 30H10V28H9ZM15 30H16V29H15ZM56 30H57V29H55V31H53V32L56 33ZM64 30H65V29H64ZM73 30H74V28H73ZM83 30H84V29H83ZM93 30H92V31H93ZM103 30H104V29H103ZM113 30L115 31V29H113ZM153 30H155V29H153ZM195 30L198 31V28H196ZM199 30H200V29H199ZM230 30H231V29H230ZM232 30H233V29H232ZM236 30H237V29H236ZM241 30H242V29H241ZM253 30H254V29H253ZM30 31H31V29H30ZM43 31H44V30H43ZM47 31H49V30H46V32H47ZM80 31H81V29H80ZM94 31H95V30H94ZM99 31H101V30H99ZM106 31H107V30H106ZM178 31H179V30H178ZM182 31H184V30H182ZM237 31H238V30H237ZM257 31H258V30H257ZM257 31H256V32H257ZM263 31H264V29H263ZM5 32H6V31H5ZM5 32H4V33H5ZM18 32H19V31H18ZM34 32H35V31H34ZM46 32H45V33H46ZM59 32H60V31H59ZM62 32H61V35L63 36L64 33L62 34ZM66 32H67V30H66ZM72 32H73V31H72ZM95 32H96V31H95ZM112 32H113V31H112ZM115 32H116V31H115ZM157 32H158V31H157ZM180 32H181V31H180ZM203 32H204V31H203ZM234 32H235V30H234ZM239 32H240V30H239ZM243 32H244V31H243ZM245 32H246V30H245ZM245 32H244V33H245ZM251 32H252V31H251ZM254 32H255V30H254ZM256 32H255V33H256ZM260 32H259V33H260ZM45 33H44V34H45ZM50 33H51V31H50ZM54 33H53V34H54ZM69 33H70V32H69ZM75 33H79V31H77V32H75ZM75 33H73L74 36H77V35H75ZM83 33H85V31H84ZM93 33H94V32H93ZM96 33H98V32H96ZM113 33H114V32H113ZM158 33H159V32H158ZM164 33H165V32H164ZM236 33H237V32H236ZM255 33H254V34H255ZM259 33H257V34H259ZM5 34H6V33H5ZM36 34H37V33H36ZM41 34H42V33H41ZM41 34H40V35H41ZM46 34H47V33H46ZM46 34H45V36H46ZM48 34H49V33H48ZM57 34H59V36H61L60 33H57ZM57 34H56V35H57ZM66 34H67V33H65V35H66ZM94 34H95V33H94ZM98 34H99V33H98ZM102 34H105V33H102ZM107 34H108V33H107ZM174 34H175V33H174ZM187 34H188V33H187ZM187 34H185V36H187ZM189 34H190V33H189ZM196 34H197V32H196ZM211 34H210V35H211ZM234 34H235V33H234ZM234 34H232V35H234ZM247 34H248V33H247ZM257 34H255V35L257 36ZM263 34H264V33H263ZM31 35H32V33H31ZM65 35H64V36H65ZM67 35H69V34H67ZM70 35H72V34H70ZM95 35H96V34H95ZM99 35H101V34H99ZM110 35H112V34H110ZM110 35H109V36H110ZM158 35H160V34H158ZM158 35H157V36H158ZM206 35H208V34L206 33ZM229 35H230V33H229ZM232 35H231V39H232ZM241 35H242V34H241ZM245 35H246V34H245ZM245 35L243 34V36H245ZM249 35H250V34H249ZM249 35H248V36H249ZM29 36H30V35H29ZM43 36H44V35H43ZM47 36H48V35H47ZM92 36H93V35H92ZM92 36H91V37H92ZM97 36H98V35H97ZM104 36H106V35H104ZM104 36H103V37H104ZM157 36H156V37H157ZM162 36H163V35H162ZM185 36H184V37H185ZM190 36H191V35H190ZM200 36H201V35H200ZM202 36H203V35H202ZM221 36H220V37H221ZM225 36H226V35H224V37H225ZM227 36H228V35H227ZM243 36H241V37H243ZM252 36H253V33H252ZM252 36H251V37H252ZM262 36H264V35H261V38H262ZM11 37H12V36H11ZM55 37H57V36H55ZM69 37H70V39H69L70 41H69L68 39H67V40H68L69 42H71L73 39H72L71 36H69ZM77 37H78V36H77ZM81 37H82V36H81ZM81 37H80V38H77V39H81ZM89 37H90V36H89ZM99 37H100V36H99ZM176 37H177V36H176ZM204 37H205V36H204ZM207 37L209 38V35H208ZM216 37H217V36H216ZM216 37H215V38H212V39H217V40H219V38H218V37L216 38ZM224 37H222V38H224ZM239 37H240V36H239ZM239 37H238V38H239ZM241 37H240V38H241ZM16 38H17V37H16ZM36 38H37V37H36ZM42 38H43V37H42ZM47 38H48V37H47ZM60 38L62 39V37H60ZM65 38H67V37H65ZM65 38H63V39L65 40ZM73 38L75 39V37H73ZM93 38H94V36H93ZM93 38H91V39H93ZM96 38H98V37H96ZM100 38H101V37H100ZM157 38H158V37H157ZM162 38H163V37H162ZM169 38H170V37H169ZM185 38H187V37H185ZM189 38H190V37H189ZM191 38H192V36H191ZM193 38H194V37H193ZM205 38H206V37H205ZM205 38H204V40L206 41ZM210 38H211V37H210ZM228 38H230V37H227V39H228ZM233 38H234V37H233ZM235 38H237V37H235ZM235 38H234V40H236ZM240 38H239V39H240ZM248 38H250V36L247 37L245 40H249ZM5 39H6V38H5ZM27 39H28V38H27ZM54 39H55V38H54ZM61 39H57V40H61ZM71 39H72V40H71ZM82 39H83V38H82ZM87 39H89V38L87 37ZM106 39H107V38H106ZM106 39H105V40H106ZM115 39H116V38H115ZM149 39H150V38H149ZM170 39H171V38H170ZM178 39H179V38H178ZM200 39H202V38H200ZM241 39H242V38H241ZM243 39H244V37H243ZM256 39H257V37H256ZM36 40H39V38H37ZM40 40H41V38H40ZM43 40H44V39H43ZM47 40H48V39H47ZM47 40H46V43H47ZM85 40H86V37H85V39L82 40V42H83V41L85 42ZM172 40H173V39H172ZM224 40H225V38H224ZM228 40H230V39H228ZM237 40H238V39H237ZM257 40H258V39H257ZM12 41H13V40H12ZM48 41H49V40H48ZM50 41H51V40H50ZM52 41H53V40H52ZM61 41H62V40H61ZM76 41H77V40H76ZM136 41H137V40H136ZM164 41H165V40H164ZM167 41H168V40H167ZM180 41H181V40H180ZM188 41H191V40L188 39ZM200 41H201V40H199V42H200ZM220 41H221V40H220ZM252 41H253V40H252ZM254 41H255V40H254ZM8 42H9V41H8ZM15 42H16V41H15ZM36 42H37V41H36ZM44 42H45V41H44ZM59 42H60V41H59ZM69 42H68V43H69ZM80 42H81V41H80ZM110 42H111V41H110ZM112 42H113V41H112ZM150 42H151V41H150ZM158 42H159V41H158ZM202 42H203V41H202ZM216 42H217V41H216ZM228 42H229V41H228ZM228 42H227V43H228ZM244 42H245V41H244ZM246 42H247V41H246ZM246 42H245V43H246ZM256 42H257V41H256ZM260 42H261V40H260ZM13 43H14V42H13ZM16 43H17V42H16ZM65 43H66V40H65ZM90 43H91V41H90ZM113 43H114V42H113ZM124 43H125V42H124ZM188 43H189V42L186 41L185 44L188 45ZM209 43H210V42H209ZM224 43H225V42H224ZM227 43H226V45H227ZM234 43H236V42H234ZM238 43H239V42H238ZM253 43H254V42H253ZM258 43H259V42H258ZM34 44H35V42H34ZM47 44H48V43H47ZM52 44H53V43H52ZM62 44H63V43H62ZM76 44H77V43H76ZM79 44H81V43H79ZM91 44H92V43H91ZM104 44H105V43H104ZM114 44H115V43H114ZM121 44H122V43H121ZM130 44H131V43H130ZM146 44H147V43H146ZM192 44H193V43H192ZM195 44H196V43H195ZM197 44H198V43H197ZM197 44H196V45H197ZM210 44H211V43H210ZM210 44H209V46H210ZM213 44H214V43H213ZM216 44H217V43H216ZM229 44H230V43H229ZM229 44H228V45H229ZM232 44H233V43H232ZM232 44H231V45H232ZM240 44H242V41H240ZM240 44H239V45H240ZM254 44H255V43H254ZM261 44H262V43H261ZM14 45H15V44H14ZM27 45H29V44H27ZM38 45H40V46L42 45V44H41V41H40V44H38ZM71 45H74V44L71 43ZM138 45H139V43H138ZM152 45H153V44H152ZM211 45H212V44H211ZM217 45H219V43H218ZM222 45H223V44H222ZM226 45H225V47H227ZM237 45H238V44H237ZM245 45H246V44H245ZM247 45H248V46H246V47H249V44H247ZM252 45H253V44H252ZM252 45H251V46H252ZM262 45L264 46V44H262ZM34 46H35V45H34ZM74 46H75V45H74ZM83 46H84V45H83ZM99 46H100V45H99ZM99 46H98V47H99ZM102 46H103V45H102ZM102 46H101L100 48H102ZM113 46L115 47V45H113ZM117 46H118V44H117ZM117 46H116V47H117ZM136 46H137V45H136ZM199 46H200V45H199ZM258 46H259V45H258ZM15 47H16V45H15ZM35 47L37 48L38 46L36 45ZM45 47H47V45H46ZM45 47H44V46H41L42 51L45 50ZM60 47H61V46H60ZM60 47H59V48H60ZM69 47H70V46H69ZM80 47H82V46H80ZM90 47H91V46L89 45V48H90ZM126 47H127V46H126ZM141 47L143 48L142 45H141ZM144 47H145V46H144ZM167 47H168V46H167ZM204 47H205V46H204ZM204 47H203V48H204ZM228 47H230V46H228ZM255 47H256V46H255ZM5 48H6V47H5ZM5 48H4V49H5ZM19 48H20V47H19ZM43 48H44V49H43ZM59 48H58V49H59ZM62 48H65V47H62ZM78 48H79V47H78ZM103 48H104V47H103ZM110 48H112V47L110 46ZM129 48H130V47H129ZM160 48H161V47H160ZM169 48H170V47H169ZM172 48H173V47H172ZM205 48H206V47H205ZM218 48H220V47H218ZM218 48H216V49H218ZM221 48H222V47H221ZM232 48H233V46L231 47V49H232ZM250 48L252 49L253 47H250ZM257 48H258V47H257ZM257 48H256V49H257ZM260 48H261V47H260ZM262 48H263V47H262ZM4 49H3V50H4ZM6 49H7V48H6ZM21 49H22V48H21ZM37 49H38V48H37ZM41 49H40V50H41ZM91 49H92V48H91ZM94 49H95V48H94ZM94 49H93V50H94ZM96 49H97V47H96ZM96 49H95L94 51L97 53ZM115 49H116V48H115ZM140 49H141V48H140ZM151 49H152V48H151ZM191 49H193V48H191ZM194 49H196V48H194ZM0 50H1V48H0ZM10 50L12 51V49H10ZM30 50L32 51V49H30ZM33 50L35 51L36 49H33ZM79 50H80V48H79ZM81 50H82V49H81ZM93 50H92V52H93ZM97 50H98V49H97ZM109 50H110V49H109ZM166 50H167V49H166ZM171 50H172V49H171ZM174 50H175V49H174ZM186 50H188V49H186ZM189 50H190V49H189ZM208 50L212 51L209 47H208ZM253 50H254V49H253ZM1 51H2V50H1ZM20 51H21V50H20ZM25 51H26V50H25ZM34 51H32V54H33ZM38 51H39V49H38ZM47 51H48V49L45 50V52H44L43 54H46ZM55 51H56V50H55ZM100 51H101V50H99L98 52H100ZM169 51H170V50H169ZM182 51H183V50H182ZM192 51H193V50H192ZM194 51L196 52V50H194ZM194 51H193V53H194ZM199 51H200V50H199ZM202 51H203V53L205 52L203 49H202ZM206 51H207V49H206ZM222 51H223V50H222ZM222 51L219 50V54H217V55H220V52H222ZM224 51H225V50H224ZM232 51H233V50H232ZM234 51H235V50H234ZM245 51H246V50H245ZM261 51H263V50H261ZM2 52H4V51H2ZM29 52H30V51H29ZM35 52H36V51H35ZM40 52H41V51H40ZM58 52H59V51H58ZM73 52H74V50H73ZM153 52H154V51H153ZM153 52H152V54H153ZM170 52L173 53L174 51H173V52L170 51ZM183 52H184V51H183ZM197 52H198V50H197ZM200 52H201V51H200ZM217 52H218V51H217ZM227 52H228V49H227ZM30 53H31V52H30ZM52 53H53V52H52ZM56 53H57V52H56ZM62 53H63V52H62ZM104 53H105V52H104ZM160 53H161V52H160ZM163 53H165V51H164ZM171 53H170V56H171ZM177 53H178V52H177ZM180 53H181V50H180ZM185 53H187V52H185ZM201 53H202V52H201ZM205 53H206V52H205ZM208 53H209V51H208ZM229 53H230V52H229ZM229 53H227V55H228ZM251 53H252V52H251ZM255 53H257V52H255ZM1 54H2V53H1ZM5 54H6V53H5ZM35 54H37V53H34L33 56H34ZM53 54H54V53H53ZM53 54H52V55H53ZM63 54H64V53H63ZM85 54H86V53H85ZM85 54H83V55H85ZM134 54H136V53H134ZM157 54H158V53H157ZM157 54H156V55H157ZM168 54H169V52H168ZM206 54H207V53H206ZM210 54H211V52H210ZM242 54H243V53H242ZM244 54H245V53H244ZM10 55L12 56L11 53H10ZM30 55H31V54H30ZM40 55H41V54H40ZM47 55H49V54H47ZM47 55H46V57H47ZM54 55H55V54H54ZM75 55H76V54H75ZM96 55H97V54H96ZM160 55H162V54H160ZM165 55H166V53H165ZM174 55H175V54H174ZM176 55H177V54H176ZM181 55H182V54H179V58H178L179 60H182V59H183V58L180 59V57H182ZM183 55H184V54H183ZM223 55H224V54H223ZM246 55H247V54H246ZM250 55H251V54H250ZM258 55H259V52H258L257 56H258ZM260 55H261V53H260ZM263 55H264V53H263ZM36 56H37V55H36ZM36 56H35V57H36ZM134 56H135V55H134ZM136 56H137V55H136ZM163 56H164V55H163ZM168 56H169V55H168ZM172 56H173V55H172ZM184 56H185V55H184ZM194 56H195V54H194ZM196 56H199V54H197ZM196 56H195V57H196ZM214 56H215V55H214ZM225 56H226V55H225ZM239 56H240V55H238V57H239ZM255 56H256V55H255ZM261 56H262V55H261ZM44 57H45V56H44ZM46 57H45V58H46ZM52 57L54 58V56H52ZM57 57H58V56H57ZM76 57H77V56H76ZM159 57H161V56H159ZM205 57H207V56H205ZM221 57H222V56H221ZM229 57H232V58H233L232 55L229 56ZM241 57H242V56H241ZM248 57H249V56H248ZM248 57H247V58H248ZM29 58H30V56H29ZM31 58H34V57H31ZM37 58H38V60H39V57H37ZM37 58H36V59H37ZM82 58H83V57H82ZM163 58H164V57H163ZM185 58H186V57H185ZM196 58H198V57H196ZM216 58H217V57H216ZM239 58H240V57H239ZM245 58H246V57H245ZM251 58H252V57H251ZM257 58H258V57H257ZM16 59H18V58H16ZM36 59H35V61H32V63H33V62H38ZM40 59H41V58H40ZM79 59H81V58H79ZM95 59H96V57H95ZM152 59H153V58H152ZM172 59H173V58H172ZM178 59H177V60H178ZM191 59H192V58H190L189 61H190ZM217 59H218V58H217ZM227 59H229V58H227ZM240 59H241V58H240ZM260 59H262V57H261ZM263 59H264V57H263ZM31 60H32V59H31ZM88 60H89V59H88ZM153 60H154V59H153ZM155 60H156V59H155ZM167 60H169V59H167ZM193 60H194V57H193ZM193 60H192V61H193ZM210 60H212V59H210ZM213 60H214V59H213ZM219 60H220V59H219ZM221 60H222V59H221ZM231 60H232V59H231ZM236 60L238 61L237 56H236ZM247 60H248V59H247ZM14 61H15V60H14ZM28 61H29V60H28ZM41 61H42V64L44 65L43 60H41ZM41 61H40V64H41ZM66 61H67V60H66ZM224 61H225V59H224ZM226 61H228V60H226ZM232 61H233V60H232ZM242 61H243V60H242ZM249 61H250V60H249ZM249 61H248V62H249ZM251 61H252V60H251ZM263 61H264V60H263ZM45 62H46V61H45ZM76 62H77V61H76ZM80 62H83V60H81ZM91 62H92V61H91ZM157 62H158V61H157ZM161 62H162V59H161ZM166 62H167V61H166ZM166 62H165V63H166ZM174 62H175V61H174ZM176 62H177V61H176ZM178 62H179V61H178ZM234 62H236V61H234ZM239 62H240V61H239ZM239 62H238V63H239ZM13 63H14V62H13ZM18 63H19V62H18ZM27 63H28V62H27ZM27 63H26V65H27ZM59 63H60V61H59ZM69 63H70V62H69ZM163 63H164V62H163ZM165 63H164V64H165ZM186 63L188 64V62H186ZM190 63H191V62H190ZM192 63H193V62H192ZM216 63H217V62H216ZM220 63H221V62H219V64H220ZM224 63H225V62H223V67H224V65H226V64H228V63L230 64V62L225 63V64H224ZM241 63H242V62H241ZM244 63H245V61H244L242 64H244ZM35 64H37V63H35ZM51 64H52V62H51ZM56 64H57V63H56ZM77 64H78V63H77ZM84 64H85V63H84ZM167 64H168V63H167ZM167 64H166V65H167ZM183 64H185V63H183ZM187 64H186V65H187ZM231 64H232V67L234 66L233 68H236V67H237V66L234 65L235 63H234V64L231 63ZM239 64H240V63H239ZM248 64H250V63H248ZM26 65H25V66H26ZM30 65H31V64H30ZM30 65H29V67H28L29 69H30ZM47 65H50V64H47ZM47 65H46V66H47ZM52 65H54V64H52ZM52 65H50V66H52ZM85 65H86V64H85ZM89 65H91V64H89ZM89 65H88V66H89ZM92 65H93V64H92ZM158 65H160V64H158ZM199 65H200V64H199ZM217 65H218V64H217ZM220 65H222V63H221ZM244 65H245V64H244ZM254 65H256V64H254ZM258 65H259V63H258ZM20 66H21V65H20ZM32 66H33V65H32ZM32 66H31V67H32ZM34 66H35V65H34ZM80 66H81V65H80ZM151 66H152V65H151ZM168 66H169V65H168ZM176 66H177V65H176ZM176 66H175V67H176ZM179 66H180V64H179ZM183 66H184V65H183ZM190 66H191V65H190ZM194 66H195V65H194ZM240 66H241V64H240ZM260 66H261V65H260ZM3 67H4V66H3ZM5 67H6V66H5ZM37 67H38V66H37ZM41 67H42V65H41ZM44 67H45V66H44ZM106 67H107V66H106ZM154 67L156 68L157 65L155 66V64H154ZM166 67H167V66H166ZM184 67H185V66H184ZM220 67L223 68L222 66H220ZM226 67H228V66H226ZM241 67H242V66H241ZM261 67H262V66H261ZM47 68H49V67H46L45 69H47ZM158 68H159V67H158ZM163 68H164V67H163ZM169 68H170V66H169ZM171 68H172V67H171ZM171 68H170V69H171ZM224 68H225V67H224ZM229 68H230V67H229ZM255 68H256V67H255ZM0 69H1V68H0ZM11 69H12V68H11ZM22 69H24V68H22ZM22 69H21V70H22ZM25 69H26V72H27L28 69H27V68H25ZM35 69H36V68H35ZM35 69H33V67H32V70H31V71L36 72L37 69H36V71H35ZM65 69H66V68H65ZM100 69H101V68H100ZM184 69H185V68H184ZM184 69H183V70H184ZM244 69H245V68H244ZM250 69H251V68H250ZM250 69H249V70H250ZM253 69H254V68H253ZM3 70H4V69H3ZM21 70H20V71H21ZM40 70H42V68H41ZM51 70H52V69H51ZM97 70H98V69H97ZM119 70H120V69H119ZM148 70H149V69H148ZM163 70H164V69H163ZM183 70H182V71H183ZM222 70H223V69H222ZM227 70H228V69H227ZM230 70H231V69H230ZM0 71H1V70H0ZM98 71H99V70H98ZM112 71H113V70H112ZM158 71H159V70H158ZM182 71H181V72H182ZM188 71H190V70H188ZM188 71L186 70V72H188ZM228 71H229V70H228ZM231 71H232V70H231ZM234 71H235V69H234ZM236 71H237V70H236ZM236 71H235V72H236ZM240 71H241V70H240ZM247 71H248V70H247ZM247 71H246V72H247ZM250 71H251V70H250ZM255 71H256V69H255ZM7 72H8V71H7ZM34 72H31V73H32V75L36 76V75H35L36 73L33 74ZM51 72H52V71H51ZM63 72H64V71H63ZM74 72H76V71L74 70ZM96 72H97V71H96ZM113 72H114V71H113ZM152 72H153V71H152ZM169 72H170V71H169ZM181 72L179 71V73H181ZM191 72H192V67H191ZM215 72H216V71H215ZM235 72H234V74L231 73V72H230V73L233 74V75H236V76H237V73L235 74ZM8 73H9V72H8ZM22 73H23V72H22ZM24 73H25V72H24ZM31 73H30V74H31ZM38 73H40V72L38 71ZM47 73H49L48 75L50 76V72L47 71ZM47 73H45V74L47 75ZM145 73H146V75H147V70H146ZM228 73H229V72H228ZM240 73H243V72H240ZM250 73H251V72H250ZM17 74H18V73H17ZM30 74H29V75H30ZM51 74H52V73H51ZM73 74H75V73H73ZM85 74H87V73H85ZM156 74H157V73H156ZM158 74H159V73H158ZM174 74H175V72L173 73V75H174ZM184 74H186V73L183 72L182 75H184ZM244 74H245V72H244ZM244 74H243V75H240V79H243V78H241V77L245 76ZM254 74H255V72H254ZM258 74H259V73H258ZM26 75H28V74L26 73ZM48 75H47V77H48ZM112 75H113V74H112ZM153 75H154V74H153ZM180 75H181V74H180ZM182 75H181V76H182ZM186 75H188V74H186ZM246 75H247V74H246ZM252 75H253V74H252ZM34 76H29V77H32V78H31V80H32ZM37 76H38V75H37ZM43 76H44V75H43ZM79 76H80V75H79ZM142 76H143V75H141V77H142ZM150 76H151V75H150ZM178 76H179V75H178ZM178 76H177V78H178ZM181 76H180V78H181ZM220 76H221V75H220ZM238 76H239V75H238ZM238 76H237V77H238ZM23 77H24V76H23ZM39 77H41V74H40ZM45 77H46V76H45ZM138 77L140 78V76H138ZM182 77H183V76H182ZM189 77H190V76H189ZM218 77H219V76H218ZM11 78H12V77H11ZM16 78H17V77H16ZM19 78H20V77H19ZM25 78H27V77L25 76ZM34 78H36L37 80L39 79V78H37V77H34ZM43 78H44V77H43ZM48 78H51V77H48ZM48 78H47V79H48ZM52 78H53V77H52ZM52 78H51V79H52ZM63 78H64V77H63ZM75 78H76V77H75ZM86 78H87V77H86ZM166 78H167V77H166ZM180 78H179V80H180ZM184 78H185V77H184ZM257 78H258V77H257ZM40 79H42V77H41ZM45 79H46V78H45ZM146 79H147V78H146ZM175 79H176V78H175ZM186 79H187V78H186ZM236 79H237V78H236ZM244 79H245V78H244ZM249 79H250V78H249ZM16 80H17V79H16ZM23 80H24V79H23ZM25 80H26V79H25ZM61 80H62V79H61ZM80 80H81V79H80ZM84 80H86V79H84ZM92 80H93V78H92ZM92 80H91V81H92ZM105 80H106V79H105ZM107 80H108V78H107ZM228 80H229V79H228ZM234 80H235V79H234ZM20 81H22V80L20 79ZM28 81H30V79H28ZM38 81H39V80H38ZM40 81H42V80H40ZM131 81H132V80H131ZM140 81H141V80H140ZM143 81H144V80H143ZM171 81H173V80H171ZM256 81H257V80H256ZM25 82H26V81H25ZM32 82H33V81H32ZM35 82H36V81H35ZM47 82L49 83V81H47ZM72 82H73V79H72ZM181 82H182V81H181ZM247 82H249V81L247 80ZM39 83H40V85L42 84L41 82H39ZM43 83H45L44 80H43ZM140 83H142V81L139 82V84H140ZM152 83H153V82H152ZM159 83H160V82H159ZM241 83H242V82H241ZM22 84H23V83H22ZM28 84H29V83H28ZM30 84H31V82H30ZM33 84L36 86L37 82H36V83H32V85H33ZM123 84H124V83H123ZM147 84H148V83H147ZM147 84H146V85H147ZM156 84H157V83H156ZM215 84H216V83H215ZM217 84H218V83H217ZM243 84H245V83H243ZM249 84H250V83H249ZM262 84H263V83H262ZM262 84H261V85H262ZM34 85H33V86H34ZM37 85L39 86V84H37ZM45 85H46V83H45ZM51 85H53V82H52ZM64 85H65V84H64ZM70 85H71V84H69V86H70ZM72 85H73V83H72ZM72 85H71V86H72ZM179 85H180V83H179ZM186 85H187V84H186ZM254 85H255V83H254ZM257 85H258V84H257ZM259 85H260V84H259ZM259 85H258V86H259ZM33 86H32V87H33ZM54 86H55V85H54ZM67 86H68V85H67ZM138 86H139V85H138ZM151 86H152V85H151ZM156 86H157V85H156ZM181 86H182V85H181ZM183 86H184V85H183ZM25 87H26V86H25ZM29 87H30V86H29ZM135 87H137V86H135ZM199 87H200V86H199ZM210 87H212V86H210ZM214 87H215V85H214ZM239 87H240V85H239ZM239 87H238V89H239ZM250 87H251V85H250ZM255 87H256V86H255ZM27 88H28V87H27ZM33 88H34V87H33ZM47 88H48V87H47ZM53 88H55V87H53ZM53 88H52V89H53ZM137 88H138V87H137ZM200 88H201V87H200ZM217 88H218V86H217ZM258 88H259V87H258ZM262 88H264V85H263ZM25 89H26V88H25ZM31 89H32V88H31ZM34 89H35V88H34ZM36 89H37V88H36ZM36 89H35V90H36ZM39 89H40V87H39ZM90 89H91V88H90ZM127 89H128V88H127ZM214 89H215V88H213V90H214ZM247 89H248V88H247ZM259 89H260V88H259ZM3 90H4V89H3ZM32 90H33V89H32ZM70 90H72V89H70ZM115 90H117V89H115ZM154 90H155V89H154ZM161 90H162V89H161ZM166 90H167V89H166ZM178 90H179V89H178ZM178 90H177V91H178ZM198 90H199V89H197V90H195V91H198ZM205 90H206V89H205ZM236 90H237V89H236ZM239 90H240V89H239ZM239 90H237V91H239ZM0 91H1V90H0ZM5 91H6V89H5ZM24 91H25V90H24ZM33 91H34V90H33ZM125 91H126V90H125ZM149 91H150V90H149ZM170 91H171V90H170ZM173 91H174V90H173ZM173 91H172V93H173ZM175 91H176V90H175ZM243 91H244V90H243ZM249 91H250V90H249ZM8 92H9V91H8ZM91 92H92V91H91ZM132 92H133V91H132ZM132 92H131V94H132ZM135 92H137V90H136ZM166 92H167V91H166ZM185 92H186V91H185ZM212 92H213V91H212ZM215 92L218 93V90L215 91ZM219 92H220V91H219ZM235 92H236V91H235ZM260 92H261V91H260ZM28 93H29V92H28ZM38 93H39V92H38ZM108 93H109V92H108ZM163 93H164V92H163ZM172 93L170 92V93H168V94H172ZM193 93H194V92H193ZM209 93H211V92H209ZM231 93H232V92H230V95H231ZM239 93H241V90L239 91ZM242 93H243V92H242ZM246 93H247V92H246ZM255 93H256V92H255ZM255 93H254V95H255ZM258 93H259V92H258ZM34 94H37V93L35 92ZM81 94H82V93H81ZM133 94H134V93H133ZM135 94H136V93H135ZM140 94H141V93H140ZM140 94H139V95H140ZM159 94H160V93H159ZM168 94H166V96H167ZM173 94L175 95V93H173ZM181 94H182V93H180V95H181ZM198 94H199V93H198ZM206 94H207V93H206ZM214 94H215V93H214ZM235 94L237 95V93H235ZM247 94H248V93H247ZM250 94H251V93H249V95H250ZM259 94H260V93H259ZM28 95H30V96L32 97L33 94L31 95V94L29 93ZM28 95L25 94V97L28 96ZM91 95H93V94H91ZM177 95H178V94H177ZM202 95H203V94H202ZM207 95H208V94H207ZM217 95H219V93H218ZM233 95H234V94H233ZM239 95H241V94H239ZM242 95H243V94H242ZM260 95H261V94H260ZM33 96H35V95H33ZM64 96H65V95H64ZM64 96H62V97H64ZM67 96H68V95H67ZM69 96H70V95H69ZM69 96H68V97H69ZM182 96H183V95H182ZM193 96H194V95H193ZM196 96H197V95H196ZM198 96H199V95H198ZM208 96H209V95H208ZM208 96L205 95L206 98H207ZM211 96H212V95H211ZM219 96H223V95L220 94ZM224 96H225V95H224ZM227 96L229 97V95H227ZM227 96H226V98H227ZM237 96H238V95H237ZM237 96H235V97L237 98ZM250 96H251V95H250ZM256 96H257V95H256ZM0 97H1V96H0ZM62 97H61V94H60V98H62ZM102 97H103V96H102ZM135 97H136V96H134V98H135ZM137 97H138V96H137ZM163 97H164V96H163ZM176 97H177V96H176ZM189 97H190V96H189ZM201 97H204V96H201ZM201 97H199L200 101L203 99V98L201 99ZM212 97H214V96H212ZM215 97H216V95H215ZM217 97H218V96H217ZM230 97H232V95H231ZM230 97H229V99H230ZM238 97H239V96H238ZM253 97H255V96H253ZM261 97H262V96H261ZM23 98H24V97H23ZM32 98H33V97H32ZM65 98H66V97H65ZM79 98H80V97H79ZM84 98H85V97H84ZM179 98H180V97H179ZM192 98H193V97H192ZM209 98H210V96L208 97V100H209ZM221 98H223V97H221ZM232 98H233V97H232ZM236 98H235V99H236ZM27 99H28V98H27ZM92 99H93V98H92ZM130 99H131V98H130ZM160 99H161V98H160ZM174 99H175V98H174ZM182 99H183V98H182ZM194 99H195V98H194ZM194 99H192V101H194ZM204 99H205V98H204ZM211 99H212V98H211ZM219 99H220V98H219ZM235 99L233 98V101H232V102H235V101H236ZM237 99H238V98H237ZM240 99H241V97H240ZM250 99H252V98H250ZM260 99H261V98H260ZM58 100H59V97H58ZM145 100H146V99H145ZM170 100H173V98L170 99ZM170 100H169V101H170ZM176 100H177V99H176ZM176 100H175V101H176ZM179 100H180V99H179ZM223 100H224V98H223ZM230 100H231V99H230ZM234 100H235V101H234ZM242 100H243V99H242ZM262 100H263V99H262ZM21 101H22V100H21ZM31 101H32V100H31ZM50 101H51V100H50ZM60 101H61V99H60ZM60 101H59V102H60ZM75 101H76V100H75ZM150 101H151V100H150ZM154 101H155V100H154ZM173 101H174V100H173ZM180 101H181V100H180ZM183 101H184V100H183ZM190 101H191V100H190ZM190 101H188V103H190ZM192 101H191V102H192ZM195 101H197V99H196ZM195 101H194V102H195ZM200 101H198V103H199ZM211 101H212V100H211ZM220 101H221V100H220ZM225 101H226V99H225ZM225 101H224V102H225ZM253 101H254V100H253ZM8 102H9V101H8ZM57 102H58V101H57ZM59 102H58V103H59ZM103 102H104V101H103ZM144 102H145V101H144ZM148 102H149V101H148ZM178 102H179V101L177 100V103H178ZM185 102H186V101H184L183 103H185ZM227 102H228V101L225 102V105L228 104ZM232 102H231V103H232ZM249 102H250V101H249ZM29 103H30V101H29ZM82 103H83V102H82ZM152 103H155V102H152ZM162 103H163V102H162ZM173 103H175V102H173ZM173 103H172V104H173ZM177 103H176V104H177ZM180 103H182V102H180ZM186 103H187V102H186ZM188 103H187V104H188ZM205 103H206V101H205ZM208 103H209V102H208ZM208 103H207V104H208ZM213 103H214V102H213ZM213 103H212V105H213ZM238 103H240V101H239ZM8 104L10 105V103H8ZM8 104H7V106H8ZM19 104H20V102H19ZM59 104H60V103H59ZM101 104H102V103H101ZM147 104H149V103H147ZM158 104H160V103H158ZM164 104H165V102H164ZM164 104H163V105L160 104V105H161V106H164ZM172 104H171L170 106H172ZM195 104H196V103H195ZM201 104H203V102H202ZM223 104H224V103H223ZM233 104H234V103H233ZM11 105H12V104H11ZM39 105H40V104H39ZM51 105H52V104H51ZM56 105H57V104H56ZM144 105H145V104H144ZM154 105H156V104H154ZM173 105H174V104H173ZM181 105H182V104H181ZM190 105H191V104H190ZM203 105H204V104H203ZM208 105H210V103H209ZM16 106H17V105H16ZM20 106H21V104H20ZM45 106H46V104H45ZM53 106H55V104H54ZM147 106H148V105H147ZM147 106H145V107H147ZM156 106H157V105H156ZM174 106H175V105H174ZM179 106H180V105H179ZM179 106H178V107H179ZM185 106H186V104H185ZM196 106H199V105H196ZM213 106H214V105H213ZM218 106H219V105H218ZM223 106H224V105H223ZM223 106H222V107H223ZM231 106H232V104H231ZM234 106H235V105H234ZM249 106H250V105H249ZM3 107H4V106H3ZM25 107H26V106H25ZM32 107H33V106H32ZM39 107H40V106H39ZM82 107H83V105H82ZM134 107H135V106H134ZM142 107H143V105H142ZM142 107H141V108H142ZM145 107H144V108H145ZM164 107H165V106H164ZM166 107H167V106H166ZM168 107H169V106H168ZM183 107H184V106H183ZM191 107H192V105H191ZM193 107H194L193 110H196V108H198V107H195V106H193ZM199 107H200V106H199ZM210 107H211V106H210ZM245 107H246V106H245ZM263 107H264V106H263ZM41 108H42V107H41ZM41 108H40V110H41ZM48 108L51 109V108H53V107L51 106V108H50V107H48ZM75 108H76V107H75ZM138 108H139V107H138ZM144 108H142V110H143ZM150 108H151V107H150ZM159 108H160V106H159ZM161 108H162V107H161ZM173 108H174V107H173ZM175 108H176V106H175ZM189 108H190V106H189ZM207 108H208V106H207ZM211 108H212V107H211ZM213 108H214V107H213ZM215 108H216V107H215ZM217 108H218V107H217ZM224 108H225V107H224ZM20 109H21V108H20ZM31 109H33V108H31ZM35 109H36V108H35ZM37 109H38V107H37ZM37 109H36V110H37ZM54 109H55V107H54ZM54 109H53V110H54ZM84 109H86V108L84 107ZM123 109H124V108H123ZM146 109H147V108H146ZM146 109H145V113H146ZM148 109H149V108H148ZM151 109H152V108H151ZM167 109H168V108H167ZM167 109L164 108V110H167ZM178 109H179V108H177L176 110L179 111ZM205 109H206V108H205ZM225 109H226V108H225ZM232 109H233V107H232ZM1 110H2V109H1ZM4 110H5V108H4ZM17 110H18V109H17ZM28 110H30V109H28ZM53 110L51 109L49 112H52ZM109 110H110V109H109ZM134 110H135V112H136V109H134ZM139 110H140V108H139ZM164 110H163V111H164ZM170 110H171V108H170ZM180 110H181V109H180ZM183 110H186V108L183 109ZM212 110H213V109H212ZM217 110H218V109H217ZM227 110H228V108H227ZM233 110H234V109H233ZM246 110H247V109H246ZM251 110H252V109H251ZM262 110H263V109H262ZM262 110H261L260 112H256V113L259 114V113L262 112ZM33 111H34V110H33ZM82 111H84V110L82 109ZM82 111H81V112H82ZM114 111H115V110H114ZM153 111H154V110H153ZM157 111H158V108H157ZM172 111H173V110H172ZM172 111H171V112H172ZM201 111H202V109H201ZM210 111H211V110H210ZM249 111H250V110H249ZM81 112H80V113H81ZM107 112H108V111H107ZM150 112H151V110H150ZM154 112H155V111H154ZM160 112H161V111H160ZM165 112H166V113H169L170 111H169V112L165 111ZM171 112H170V113H171ZM179 112H180V111H179ZM185 112H188L187 114H189L190 111H185ZM185 112H184V113H185ZM195 112H197V111H195ZM198 112H199V111H198ZM203 112H204V111H203ZM212 112H213V111H212ZM216 112H217V111H216ZM223 112H224V111H223ZM227 112L231 113L229 110H228ZM237 112H238V111H237ZM237 112H236V113H237ZM242 112H243V111H242ZM27 113H29V112H27ZM31 113H32V111H31ZM77 113H78V111H77ZM133 113H134V112H133ZM133 113H132V114H133ZM147 113H148V112H147ZM147 113H146V116H147ZM170 113H169V115H174L173 113H172V114H170ZM181 113H182V111L180 112V114H181ZM184 113H183V114H184ZM210 113H211V112H210ZM218 113H219V112H218ZM220 113H221V112H220ZM239 113H240V112H239ZM239 113H238V115H240ZM1 114H2V113H1ZM52 114H53V113H52ZM85 114H86V113H85ZM132 114H131V115H132ZM154 114H155V113H154ZM157 114H158V113H157ZM178 114H179V113H178ZM211 114H212V113H211ZM214 114H215V113L212 114L213 117H214ZM216 114H217V113H216ZM21 115H24V112H22ZM49 115H51V113H50ZM75 115H76V114H75ZM140 115H142V113H140ZM163 115H164V114H163ZM185 115H186V114H185ZM194 115H195V113H194ZM198 115H199V113H198ZM200 115H201V114H200ZM203 115H204V114H203ZM220 115H222V113H221ZM225 115H226V114L224 113V116H225ZM228 115L230 116V115H234V114L232 113V114H228ZM235 115H237V114H235ZM259 115H262V114H259ZM45 116H46V114H45ZM142 116H143V115H142ZM150 116H152V115H150ZM150 116H147V117H150ZM161 116H162V114H161ZM165 116H166V115H165ZM167 116H168V115H167ZM186 116H187V115H186ZM226 116H227V115H226ZM245 116H246V115H245ZM250 116H251V115H250ZM250 116H249V118H246V117H244V116H243V117L246 118V120H248V119H251ZM12 117H13V116H12ZM60 117H61V116H60ZM68 117H69V116H68ZM95 117H96V116H95ZM132 117H133V115H132ZM140 117H141V116H140ZM140 117H139V118H140ZM144 117H145V116H143V120H144ZM155 117H156V116H155ZM174 117H175V119H176V117H177L178 120H179V116H176V114H175ZM180 117L183 118L182 115H180ZM215 117H216V116H215ZM221 117H222V116H221ZM235 117H237V116H235ZM247 117H248V114H247ZM251 117H252V116H251ZM47 118H48V117H47ZM62 118H63V117H62ZM71 118H72V117H71ZM76 118H77V117H76ZM130 118H131V117H130ZM150 118H151V117H150ZM163 118H164V116H163ZM163 118H162V119H163ZM166 118H167V117H166ZM166 118H165V119H166ZM187 118H188V117H187ZM192 118H193V117H192ZM237 118H238V117H237ZM237 118H236V119H237ZM241 118H242V117H241ZM254 118H255V117H254ZM261 118H262V117H261ZM13 119H14V118H13ZM34 119H35V118H34ZM41 119H42V118H41ZM48 119L50 120V118H48ZM69 119H70V118H69ZM72 119H73V118H72ZM125 119H126V118H125ZM147 119H148V118H147ZM154 119H155V118H154ZM154 119H153V120H154ZM157 119H158V118H157ZM160 119H161V118H159L158 120L161 121L162 119H161V120H160ZM184 119H185V118H183V120H184ZM196 119H197V117H196ZM214 119H215V118H214ZM219 119H220V118H219ZM219 119H218V120H219ZM232 119H233V117H232ZM236 119H234V120H236ZM242 119H243V118H242ZM242 119H241V120H242ZM263 119H264V117H263ZM21 120H22V119H21ZM26 120H27V119H26ZM45 120H46V117H45ZM58 120H59L58 122L61 121L60 119H58ZM80 120H81V119H80ZM113 120H114V119H113ZM131 120H132V118H131ZM140 120H142V118H140ZM150 120H152V119H150ZM158 120H154V121L157 122ZM170 120H171V119H170ZM173 120H174V119H173ZM181 120H182V119H181ZM181 120H180V124H181ZM209 120H210V119H209ZM234 120H233V121H234ZM258 120H259V119H258ZM9 121H10V120H9ZM9 121H8V123H9ZM18 121H19V120H17V122H18ZM22 121H24V120H22ZM36 121H37V119H36ZM70 121H71V120H70ZM134 121H136V119H135ZM134 121H132V122H134ZM138 121H139V120H138ZM159 121H158V122H159ZM162 121H163V120H162ZM195 121H196V120H195ZM202 121H203V120H202ZM215 121H216V120H215ZM225 121H226V120H225ZM225 121H224L223 123H225ZM233 121H232V122H233ZM237 121H238V120H237ZM244 121H245V120H244ZM50 122H51V121H50ZM50 122H49V124H50ZM76 122H77V121H76ZM91 122H92V121H91ZM103 122H104V121H103ZM140 122H141V121H140ZM145 122H146V121H144L143 123H145ZM147 122H149V120H148ZM151 122H152V121H151ZM151 122H150V123H151ZM168 122H169V121H168ZM170 122H171V121H170ZM174 122H175V120H174ZM196 122H198V121H196ZM196 122H195V123H196ZM200 122H201V120H200ZM230 122H231V121H230ZM254 122H257V121L255 120V121L252 122V120H251V123H254ZM22 123H23V122H22ZM32 123H33V122H32ZM32 123H31V124H32ZM38 123H39V122H38ZM52 123H54L53 120H52ZM134 123H135V122H134ZM175 123H176V122H175ZM186 123H187V122H186ZM195 123H194L193 125H195ZM206 123H207V121H206ZM209 123H210V121H209ZM209 123H207V124L209 125ZM215 123H216V122H215ZM215 123H214V124H215ZM220 123H221V122H220ZM241 123H242V122H240L239 124L241 125ZM243 123H244V122H243ZM249 123H250V122H249ZM249 123H248V125H249ZM18 124H19V123H17V126H18ZM34 124H35V123H34ZM43 124H44V123H43ZM102 124H103V123H102ZM105 124H107V123H105ZM135 124H136V123H135ZM135 124H134V126H135ZM140 124H142V122H141ZM140 124H139L140 127L143 126V124H142V125H140ZM153 124H155V123H153ZM183 124H184V125H187V124H185V122H184ZM207 124H206V125H207ZM211 124H212V121H211ZM211 124L209 125V127L211 126ZM231 124H232V123H231ZM234 124H235L236 126H239V124H236V122H235ZM234 124H233V125H234ZM14 125H15V124H14ZM20 125H21V124H20ZM26 125H27V124L24 125L25 128H26ZM82 125H83V124H82ZM132 125H133V124H132ZM145 125H146V123H145ZM148 125H150V124L148 123L147 126H148ZM170 125H172V124L170 123ZM173 125H174V124H173ZM175 125H176V124H175ZM193 125H191V127H192ZM196 125H197V124H196ZM203 125H205V123H204ZM220 125H221V124H220ZM262 125L264 126V124H262ZM35 126H37V125H35ZM67 126H68V125H67ZM150 126L153 127L152 124H151ZM177 126H178V125H177ZM212 126H213V125H212ZM217 126H218V125H217ZM137 127H138V125H137ZM163 127L165 128V126H163ZM168 127H170V126H168ZM180 127H183V126H179V128H180ZM189 127H190V126H189ZM191 127L189 128V130L191 129ZM214 127L217 128L216 126H214ZM245 127H247V123H246V126H245ZM245 127H244V128H245ZM248 127H249V126H248ZM254 127H255V126H254ZM8 128H9V127H8ZM13 128H15V127H13ZM18 128H19V126H18ZM20 128H21V127H20ZM20 128H19V129H20ZM51 128H52V127H51ZM107 128H108V127H107ZM110 128H111V127H110ZM120 128H121V127H120ZM132 128H133V127H132ZM144 128H146V127L143 126V129H144ZM173 128H174V127H173ZM179 128H177V129H179ZM185 128L187 129V126H185ZM201 128H202V127H201V124H200V129H201ZM205 128H206V127H205ZM207 128H208V126H207ZM238 128H240V127H238ZM260 128H261V127L259 126L258 129L260 130ZM26 129H28V128H26ZM29 129H31V128H29ZM71 129H72V128H71ZM134 129H135V128H134ZM150 129H151V128H150ZM166 129H167V128H166ZM168 129H169V128H168ZM192 129H195V128L192 127ZM196 129L199 130V125H198V127H197ZM196 129H195V130H196ZM236 129H237V127H236ZM242 129H243V127H242ZM248 129L250 130V128H248ZM253 129H254V128H253ZM9 130H10V129H9ZM11 130H12V129H11ZM13 130H14V129H13ZM21 130H22V129H21ZM189 130H188V131H189ZM224 130H225V129H224ZM237 130H238V129H237ZM254 130H255V129H254ZM256 130H257V129H256ZM17 131H18V130H17ZM28 131H29V130H28ZM93 131H94V130H93ZM130 131H131V130H130ZM157 131H159V130H157ZM161 131H162V129H161ZM169 131H170V129H169ZM174 131H175V130H174ZM176 131H178V130H176ZM180 131H181V130H180ZM199 131H200V130H199ZM261 131H262V130H261ZM54 132H55V129H54ZM57 132H58V131H57ZM63 132H64V131H63ZM72 132H73V131H72ZM89 132H90V131H89ZM105 132H107V130H106ZM131 132H132V131H131ZM134 132L136 133V131H134ZM145 132H147L146 129H145ZM164 132H165V131H164ZM170 132H171V131H170ZM184 132L186 133L187 131L184 130ZM189 132H190V131H189ZM201 132H202V131H201ZM240 132H241V131H240ZM244 132H245V131H244ZM246 132H248V131H246ZM251 132H252V131H251ZM13 133L15 134L16 132H13ZM22 133H23V132H22ZM41 133H42V132H41ZM154 133H155V131H154ZM161 133H162V132H161ZM173 133L176 134L175 132H173ZM173 133H172V134H173ZM178 133H183V132H177V134H178ZM202 133H203V132H202ZM202 133L199 134V137H200L201 135H203ZM231 133H232V132H231ZM260 133H261V132H260ZM260 133H259L258 135H260ZM2 134H3V133H2ZM42 134H43V133H42ZM58 134H59V133H58ZM98 134H99V133H98ZM132 134H133V133H132ZM140 134H141V133H140ZM147 134H148V132H147ZM162 134H163V133H162ZM165 134H167V133H165ZM192 134H193V133H192ZM196 134H197V133H196ZM207 134H208V133H207ZM210 134H211V133H210ZM215 134H216V133H215ZM215 134H213V135H215ZM246 134H247V133H246ZM248 134H249V133H248ZM262 134H263V133H261V135H262ZM39 135H40V134H39ZM55 135H56V134H55ZM62 135H63V134H62ZM163 135H164V134H163ZM163 135H162V136H163ZM183 135H184V134H183ZM183 135L180 136L179 138L181 139V137H183ZM189 135H190V134H189ZM230 135L232 136L233 134H230ZM230 135H229V136H230ZM8 136H10V135H8ZM18 136H19V135H18ZM91 136H93V134H92ZM95 136H96V135H95ZM120 136H121V134H120ZM133 136H134V134H133ZM136 136H137V135H136ZM140 136H141V135H140ZM150 136H152V134H151ZM168 136H170V134H168ZM173 136H175V135H173ZM173 136H172V137H173ZM185 136H186V135H185ZM195 136H196V135H195ZM217 136H218V135H217ZM226 136H227V135H225V137H226ZM233 136H234V135H233ZM262 136H263V135H262ZM262 136H261V137H262ZM11 137H12V136H11ZM13 137H14V136H13ZM30 137H31V134H30ZM78 137H79V136H78ZM105 137H106V135H105ZM172 137H171V138H172ZM177 137H178V135H177ZM188 137H189V136H188ZM201 137H202V136H201ZM201 137H200V138H201ZM205 137H207V139H208V138H211L212 136L209 137V136H206V135H205ZM253 137H254V136H253ZM258 137H259V136H257L256 138H258ZM39 138H40V137H39ZM50 138H51V137H50ZM87 138H88V137H87ZM130 138H132V137H130ZM145 138H146V137H145ZM147 138H148V137H147ZM156 138H157V137H156ZM161 138H162V137H161ZM175 138H176V137H175ZM189 138H190V137H189ZM189 138H188V139H189ZM200 138H199V139H200ZM233 138H234V137H233ZM9 139H10V138H9ZM11 139H12V138H11ZM137 139H138V138H137ZM154 139H155V138H154ZM186 139H187V138H186ZM190 139H191V138H190ZM192 139H193V138H192ZM197 139H198V135H197ZM207 139H206V140H207ZM211 139H212V138H211ZM211 139H210V140H211ZM213 139H214V141H215V143H216L215 137H214ZM216 139H218V137H216ZM223 139H225V138H223ZM34 140H35V139H34ZM40 140H41V139H40ZM62 140H63V139H62ZM140 140H141V139H140ZM155 140H156V139H155ZM164 140H165V139H164ZM175 140H176V139H175ZM182 140H183V139H182ZM201 140H202V139H201ZM201 140H200V141H201ZM203 140H204V139H203ZM210 140H208V141H210ZM253 140H254V139H253ZM260 140H263V139H260ZM41 141H42V140H41ZM86 141H88V140H86ZM90 141H91V140H89V142H90ZM99 141H100V140H99ZM99 141H98V142H99ZM103 141H104V138H103ZM151 141H152V140H151ZM170 141H171V140H170ZM188 141H189V140H188ZM212 141H213V140H212ZM225 141H226V139H225ZM39 142H40V141H39ZM43 142H44V140H43ZM64 142H65V141H64ZM92 142H93V141H92ZM113 142H114V141H113ZM133 142H134V141H133ZM139 142H140V141H139ZM139 142H136V143L140 144L141 142H140V143H139ZM143 142H144V141H143ZM147 142H148V141H147ZM179 142H180V140H179ZM190 142H195V139H194V141H191V140H190V141H189V144H190ZM198 142H199V141H198ZM202 142H203V141H202ZM220 142H221V141H220ZM228 142L230 143V141H228ZM240 142H241V141H240ZM37 143H38V142H37ZM83 143H84V142H83ZM90 143H91V142H90ZM155 143H156V142H155ZM157 143H159V142H157ZM167 143H168V142H167ZM199 143H200V142H199ZM205 143H206V142H205ZM225 143H227V142H225ZM225 143H223V144L225 145ZM4 144H6V143H4ZM40 144H41V143H40ZM44 144H45V143H44ZM52 144H53V143H52ZM54 144H55V142H54ZM93 144H94V142H93ZM104 144H105V143H104ZM126 144H127V143H126ZM133 144H134V143H133ZM138 144H137V145H138ZM147 144H148V143H147ZM168 144H169V143H168ZM171 144H172V143H171ZM192 144H194V143H192ZM196 144H197V143H196ZM196 144H194V145H196ZM209 144H210V143H209ZM211 144H212V143H211ZM219 144H220V143H219ZM219 144H218V145H219ZM223 144H222V145H223ZM252 144H253V143H252ZM9 145H10V144H9ZM38 145H39V144H38ZM114 145H115V144H114ZM127 145H128V144H127ZM135 145H136V144H135ZM144 145H146V144H144ZM162 145H163V144H162ZM165 145H166V144H165ZM174 145H175V144H174ZM174 145H172V146H174ZM194 145H193V146H194ZM197 145H199V144H197ZM224 145H223V146H224ZM239 145H240V144H239ZM80 146H81V145H80ZM105 146H106V145H105ZM112 146H113V145H112ZM123 146H124V145H123ZM141 146H142V144H141ZM167 146H168V145H167ZM201 146H202V145H201ZM204 146H206V144L203 145V147H204ZM207 146H208V145H207ZM219 146H220V145H219ZM130 147H131V146H130ZM135 147H136V146H135ZM189 147H190V146H189ZM211 147L213 148L214 146H211ZM215 147H216V146H215ZM7 148H8V146H7ZM32 148H33V147H32ZM52 148H53V147H52ZM52 148H51V149H52ZM97 148H98V147H97ZM131 148H132V147H131ZM136 148H137V147H136ZM138 148H139V147H138ZM149 148H150V145H149ZM201 148H202V147H201ZM0 149H1V148H0ZM53 149H55V148H53ZM100 149H101V147H100ZM176 149H178V148H176ZM186 149H187V148H186ZM188 149H189V148H188ZM190 149H191V148H190ZM190 149H189V151H190ZM193 149H194V148H193ZM197 149H198V148H197ZM199 149H200V146H199ZM203 149H204V148H203ZM203 149H202V151H203ZM206 149H207V148H206ZM225 149H226V148H225ZM4 150H5V149H4ZM56 150H57V149H56ZM101 150H103V149H101ZM131 150H132V149H131ZM134 150H135V149H134ZM134 150H133V151H134ZM181 150H182V149H181ZM181 150H180V151H181ZM195 150H196V146H195ZM204 150H205V149H204ZM208 150H209V149H208ZM213 150H214V149H212L211 154H212ZM261 150H262V149H261ZM2 151H3V148H2ZM2 151H0V152H2ZM63 151H64V150H63ZM140 151H141V149H140ZM146 151H148V150H146ZM151 151H152V150H151ZM154 151H155V150H154ZM159 151H160V150H159ZM175 151H176V150H175ZM221 151H222V150H221ZM32 152H33V151H32ZM135 152H136V151H135ZM143 152H144V151H143ZM164 152H165V151H164ZM172 152H173V150H172ZM204 152H205V151H204ZM227 152H228V151H227ZM231 152H232V151H231ZM3 153H4V152H3ZM26 153H27V152H26ZM136 153H137V152H136ZM184 153H186L185 150H184ZM202 153H203V152H202ZM229 153H230V151H229ZM5 154H6V152H5ZM84 154H85V153H84ZM91 154H93V153H91ZM101 154H102V153H101ZM105 154H106V153H103L101 157H103V155L105 156ZM110 154H112V153H110ZM151 154H152V153H151ZM151 154H150V156H151ZM158 154H159V153H158ZM158 154H156V153L153 154V155H155L154 157H156V159H157V155H158ZM176 154H178V153H176ZM190 154H192V153H190ZM194 154H195V152H194ZM196 154H197V153H196ZM200 154H201V153H200ZM209 154H210V153H209ZM226 154H227V153H226ZM244 154H245V153H244ZM6 155H7V154H6ZM61 155H63V152H61L60 150L57 151V152H56V151L51 152V153H50V157L44 161V165H43L44 168H45L44 170L48 171V170H50L51 168H53V166H55V164L58 162V160H59V158H60ZM107 155H109V154H107ZM143 155H144V154H143ZM146 155H147V154H146ZM178 155L181 156L180 154H178ZM224 155H225V153H224ZM229 155H230V154H229ZM237 155H238V154H237ZM10 156H11V155H10ZM84 156H85V155H84ZM84 156H82V157L84 158ZM95 156H96V155H95ZM208 156H209V155H208ZM222 156H223V155H222ZM225 156H226V155H225ZM233 156H234V154H233ZM5 157H6V156H5ZM47 157H48V156H47ZM85 157L88 158L87 156H85ZM92 157H93V156H92ZM92 157H91V158H92ZM111 157H112V156H111ZM111 157H110V158H111ZM113 157H114V156H113ZM113 157H112V158H113ZM122 157H123V156H122ZM176 157H177V156H176ZM188 157H189V156H188ZM188 157H187V158H188ZM205 157H206V156H205ZM218 157H221V154H220V155L218 154V156L215 157V158L217 159ZM104 158H105V157H104ZM151 158H152V157H151ZM158 158H159V156H158ZM164 158H165V156H164ZM177 158H178V157H177ZM190 158H191V157H190ZM190 158H189V159H190ZM194 158H195V157H194ZM194 158H193V159H194ZM210 158H211V157H210ZM212 158H213V157H212ZM229 158H230V157H229ZM76 159H77V158H76ZM135 159H136V158H135ZM184 159H185V158H184ZM195 159H196V158H195ZM201 159H202V158H201ZM203 159H204V158H203ZM206 159H207V158H206ZM206 159H205V161H206ZM222 159H223V158H222ZM222 159H221V160H222ZM224 159H225V158H224ZM8 160H9V159H8ZM8 160H7V161H8ZM34 160H35V157H34V158L31 157L30 154H29V156H24L23 154H17V155L15 156V158L12 159V161H11V168L18 170L17 174H15V179H16V180H19V179H22V178L26 177V173H25V172H21V171H22V169H23L25 166H34V163H35ZM85 160H86V159H85ZM88 160H89V159H88ZM90 160H91V159H90ZM90 160H89V161H90ZM94 160H95V159H94ZM94 160H93V161H94ZM100 160H101V159H100ZM111 160H112V159H111ZM117 160H118V159H117ZM127 160H128V158H127ZM163 160H164V159H163ZM165 160H166V159H165ZM186 160H187V159H186ZM190 160L192 161V159H190ZM210 160H212V159H210ZM218 160H219V159H218ZM89 161H88V163H89ZM104 161H105V160H104ZM107 161H109V160H107ZM130 161H131V160H130ZM144 161H145V160H144ZM144 161H143V163H144ZM147 161H149V160L147 159ZM147 161H145V162L147 163ZM159 161H160V160H159ZM207 161H208V160H207ZM222 161H223V160H222ZM235 161H237V160H234V162H235ZM5 162H6V161H5ZM42 162H43V161H42ZM85 162H87V160H86ZM101 162H102V161H100V163H101ZM149 162H151V161H149ZM149 162H148V163H149ZM152 162H153V161H152ZM157 162H158V161H157ZM160 162H162V161H160ZM165 162H167V161H165ZM185 162H186V161H185ZM189 162H190V161H189ZM200 162H201V165H202V163H203L202 160H200ZM223 162H224V161H223ZM243 162H244V161H243ZM245 162H246V161H245ZM7 163H8V162H7ZM91 163H92V162H91ZM91 163H90V164H91ZM93 163H94V162H93ZM96 163H97V162H96ZM98 163H99V162H98ZM98 163H97V164H98ZM103 163H104V162H103ZM105 163H106V161H105ZM105 163H104V164H105ZM109 163H110V162H109ZM122 163L124 164L123 161H122ZM155 163H156V162H155ZM158 163H159V162H158ZM162 163H163V162H162ZM162 163H161V164H162ZM187 163H188V162H187ZM217 163H218V161H217ZM217 163H214V164H217ZM220 163H221V161H220ZM224 163H226V162H224ZM224 163H222L221 165H223ZM97 164H96L95 166H97ZM118 164H119V163H118ZM169 164H170V163H169ZM226 164H227V163H226ZM247 164H248V163H247ZM247 164H246V166L249 165V164H248V165H247ZM110 165H113V164L110 163ZM114 165H116V164H114ZM127 165L129 166V164H127ZM156 165H157V164H156ZM170 165H171V164H170ZM179 165H180V164H179ZM197 165H198V164H196V166H197ZM201 165H200V169H198V170H201V169L204 168L203 165H202V168H201ZM221 165H219V166L221 167ZM234 165H236V164H234ZM243 165H244V164H243ZM118 166H119V165H118ZM124 166H125V164H124ZM135 166H136V165H135ZM150 166H152V165L150 164ZM157 166H158V165H157ZM194 166H195V165H194ZM205 166H206V165H205ZM209 166H210V165H209ZM214 166H216V165H214ZM223 166H224V165H223ZM223 166H222V167H223ZM228 166H229V165H228ZM5 167H6V166H5ZM41 167H42V166H41ZM98 167H99V164H98ZM101 167H102V166H101ZM101 167H99L100 170H101ZM107 167H108V166H107ZM115 167H116V166H115ZM129 167H130V166H129ZM148 167H149V166H148ZM170 167H171V166H170ZM172 167H173V166H172ZM211 167H212V166H211ZM220 167H219V168H220ZM222 167H221V170H222ZM238 167H240V166H238ZM0 168H2V167H0ZM89 168L92 169V165H91V167H89ZM96 168H97V167H96ZM104 168H105V165H104ZM111 168H112V167H111ZM120 168H121V167H120ZM125 168H127V167H125ZM130 168H131V167H130ZM141 168H142V167H141ZM155 168H156V167H155ZM166 168H167V167H166ZM207 168H208V165H207L206 169H207ZM209 168H210V167H209ZM216 168H217V167H216ZM225 168L227 169V166H226ZM247 168H248V167H247ZM247 168H246V169H247ZM72 169L74 170V168H72ZM94 169H95V168H94ZM94 169H92L93 172H95ZM109 169H110V167L108 168V172H109ZM131 169H132V168H131ZM149 169H150V168H149ZM161 169H162V168H161ZM194 169H195V167H194ZM194 169H193V170H194ZM232 169H233V167H232ZM236 169H237V170H240V168H239V169H238V168H235V170H236ZM242 169H243V166H242ZM92 170H90V171H92ZM133 170H135V168H133ZM133 170H131V171L133 172ZM167 170H168V169H167ZM174 170H176V169L174 168ZM183 170H184V169H183ZM204 170H205V169H204ZM218 170H219V169H218ZM224 170H225V169H224ZM227 170H228V169H227ZM230 170H231V169H230ZM254 170H255V169H254ZM84 171H85V169H84ZM84 171H83V172H84ZM88 171H89V169H88ZM102 171H103V170H102ZM102 171H100V172L102 173ZM110 171H111V170H110ZM116 171H118V170H116ZM139 171H141V170H139ZM142 171H143V170H142ZM145 171H146V170H145ZM150 171H151V170H150ZM196 171H197V170H196ZM219 171H220V170H219ZM219 171H218V174H219ZM225 171H226V170H225ZM225 171L222 172V173H226V172H228V171H226V172H225ZM40 172H44V171L41 170ZM40 172H39V173H40ZM54 172H56V171H54ZM83 172H82V173H83ZM124 172H125V171H124ZM129 172H130V171H129ZM137 172H138V171H137ZM182 172H183V171H182ZM199 172H200V171H199ZM205 172H206V170H205L204 172L201 171V173H205ZM208 172H209V171H208ZM208 172H207V173H208ZM210 172H211V171H210ZM210 172H209V173H210ZM212 172H213V171H212ZM238 172H239V171H238ZM44 173H45V172H44ZM50 173H51V172H50ZM90 173H91V172H90ZM95 173H96V172H95ZM95 173H94V174H95ZM101 173H99V174H101ZM103 173H104V171H103ZM103 173H102V174H103ZM105 173H107V172L105 171ZM121 173H123V171H122ZM121 173H120V174H121ZM134 173H135V172H134ZM144 173H146V172H144ZM160 173H161V172H160ZM207 173H206V174H207ZM220 173H221V172H220ZM232 173H233V174L236 173V175L238 174V173L235 172V171L232 172ZM242 173H243V172H242ZM41 174H42V173H41ZM41 174H40V175H41ZM67 174H68V173H67ZM84 174H85V173H84ZM91 174H92V173H91ZM109 174H111V173L109 172ZM109 174H107V175H109ZM115 174H116V173H115ZM150 174H151V173H150ZM190 174H191V173H190ZM192 174H193V172H192ZM248 174H249V173H248ZM87 175H88V174H87ZM103 175H105V174H103ZM117 175H118V174H117ZM135 175H136V173H135ZM197 175L199 176V175H201V174H197ZM197 175H196V176H197ZM214 175H215V174H214ZM219 175H220V174H219ZM219 175H218V176H219ZM224 175H226V174H224ZM229 175H231V174H229ZM105 176H106V175H105ZM110 176H111V175H110ZM140 176H141V175H140ZM148 176H150V175H148ZM191 176H192V175H191ZM194 176H195V175H194ZM221 176H222V175H221ZM227 176H228V175H227ZM238 176H240V174H239ZM238 176H237V177L235 176V177L238 178ZM249 176H250V175H249ZM108 177H109V176H108ZM114 177H115V176H114ZM127 177H128V176H127ZM127 177H126V178H127ZM150 177H151V176H150ZM174 177H175V176H174ZM207 177H208V176H207ZM207 177H206V176L204 177V175H203V178H204V179H206ZM209 177H210V176H209ZM219 177H220V176H219ZM223 177H226V176H223ZM232 177H233V176H232ZM232 177H231V178H232ZM240 177H242V176H240ZM36 178H37V177H36ZM85 178H86V177H85ZM112 178H113V177H112ZM117 178H118V176H116V179H117ZM160 178H161V177H160ZM180 178H181V177H180ZM199 178H200V177H199ZM201 178H202V177H201ZM210 178H212V175H211ZM215 178H217V177H215ZM221 178H222V177H221ZM247 178H248V177H247ZM30 179H31V178H30ZM86 179H87V178H86ZM136 179H137V178H136ZM140 179H143V178H140ZM147 179H149V178H147ZM147 179H146V181H147ZM170 179H171V178H170ZM173 179H174V178H173ZM178 179H179V178H178ZM196 179H197V178H196ZM217 179H218V178H217ZM238 179H239V178H238ZM242 179H243V178H242ZM0 180H1V179H0ZM89 180H91V179H89ZM113 180L115 181V179H113ZM113 180H112V181H113ZM179 180H180V179H179ZM181 180H182V179H181ZM185 180H186V179H185ZM228 180H229V179H228ZM245 180H246V178H245ZM252 180H253V179H252ZM28 181H29V180H28ZM96 181H97V180H96ZM96 181H95V182H96ZM142 181H143V180H142ZM199 181H200V180H199ZM201 181H202V180H201ZM201 181L198 182V183L200 184ZM207 181H209V179H208ZM211 181H212V179H211ZM216 181H217V180H216ZM218 181H219V180H218ZM218 181H217V182H218ZM226 181H227V180H224V185H225V182H226ZM231 181H232V179H231ZM239 181H242V180L239 179ZM249 181H250V180H249ZM249 181H248V182H249ZM72 182H73V181H72ZM84 182H85V181H84ZM88 182H89V181H88ZM110 182H111V181H110ZM117 182H118V181H117ZM117 182H115V184H116ZM120 182H121V181H120ZM124 182H125V181H124ZM131 182H132V181H131ZM135 182H136V181H135ZM181 182H182V181H181ZM188 182H189V181H188ZM196 182H197V181H196ZM203 182H205V181H203ZM227 182H228V181H227ZM229 182H230V181H229ZM237 182H238V180H237ZM28 183H29V182H28ZM67 183H68V182H67ZM75 183H77V182H74V184H75ZM86 183H87V182H86ZM125 183H126V182H125ZM179 183H180V182H179ZM182 183H183V182H182ZM182 183H181V184H182ZM184 183H185V182H184ZM214 183H215V182H214ZM239 183H240V182H239ZM242 183H243V182H242ZM25 184H26V183H25ZM29 184H30V183H29ZM89 184H90V183H89ZM96 184H97V182H96ZM107 184H108V183H106V185H107ZM117 184H118V183H117ZM158 184H159V183H158ZM192 184H193V183H192ZM199 184H198V185H199ZM205 184H206V182H205ZM219 184H220V183H219ZM234 184H235V183H234ZM237 184H238V183H237ZM240 184H241V183H240ZM101 185H102V184H101ZM108 185H109V184H108ZM110 185H111V184H110ZM113 185H114V182H113ZM118 185H119V184H118ZM184 185H185V184H184ZM184 185H183V186H184ZM193 185L196 186L195 184H193ZM200 185L202 186V184H200ZM210 185H211V184H210ZM221 185H222V184H221ZM226 185H227V184H226ZM226 185H225V186H226ZM228 185H229V184H228ZM244 185H245V184H244ZM31 186H32V185H31ZM76 186H77V185H76ZM111 186H112V185H111ZM141 186H142V185H141ZM141 186H140V188H141ZM153 186H154V185H153ZM155 186H156V185H155ZM175 186H176V185H175ZM201 186H200V187H201ZM206 186H207V185H206ZM225 186H224V187H225ZM241 186H242V185H241ZM246 186H247V185H246ZM35 187H38V185L35 186ZM103 187H104V186H103ZM114 187H115V186H114ZM129 187H130V186H129ZM138 187H139V186H138ZM143 187H144V186H143ZM169 187H170V186H169ZM228 187H232V186H226L225 188H228ZM28 188H29V187H28ZM30 188L32 189V187H30ZM109 188H111V187H109ZM117 188H119V187H117ZM120 188H121V185H120ZM158 188H159V187H158ZM177 188H178V186H177ZM179 188L181 189V188H182V185H181ZM186 188H187V187H186ZM244 188H245V187H244ZM261 188H262V187H261ZM3 189H4V188H3ZM31 189H30V190H31ZM38 189H39V188H38ZM121 189H122V188H121ZM125 189H127V188H125ZM151 189H152V187H151ZM151 189H149V190H151ZM240 189H241V188H240ZM33 190H34V188L32 189V191H33ZM40 190H41V189H40ZM116 190H117V189H116ZM187 190H188V189H187ZM191 190H192V189H191ZM197 190H198V188H197ZM207 190H208V189H207ZM207 190H206V191H207ZM223 190H224V189H223ZM68 191H69V190H68ZM71 191H72V190H71ZM91 191L93 192V189H92ZM117 191H118V190H117ZM124 191H125V190H124ZM167 191H168V190H167ZM169 191H170V190H169ZM169 191H168V192H169ZM172 191H173V190H172ZM172 191H171V193H174V192H172ZM194 191H195V189H194ZM204 191H205V190H204ZM4 192H5V191H4ZM30 192H31V191H30ZM162 192H163V191H162ZM191 192H193V191H191ZM195 192H196V191H195ZM217 192H218V191H217ZM236 192H237V191H236ZM244 192H245V191L243 190V193H244ZM89 193H90V192H89ZM182 193H183V192H182ZM182 193H181V194H182ZM63 194L65 195L66 192L63 193ZM117 194H118V193H117ZM124 194H125V193H124ZM178 194H179V193H178ZM184 194H185V191H184ZM225 194H226V193H225ZM231 194H232V193H231ZM258 194H259V193H258ZM67 195H68V194H67ZM67 195H66V196H67ZM71 195H72V194H71ZM71 195H70V197H71ZM125 195H126V194H125ZM192 195H193V194H192ZM197 195H198V194H197ZM207 195H208V193H207ZM232 195H234V194H232ZM236 195L238 196L237 193H236ZM250 195H251V194H250ZM11 196H12V195H11ZM60 196H61V195H60ZM60 196H59V197H60ZM120 196H121V195H120ZM166 196H167V195H166ZM201 196H202V195H201ZM201 196H200V198H201ZM222 196H223V195H222ZM230 196H231V195H230ZM241 196H242V195H241ZM259 196H260V195H259ZM35 197H36V196H35ZM38 197H39V196H38ZM108 197H109V196H108ZM129 197H130V196H129ZM218 197H219V196H218ZM218 197L216 196L215 198H218ZM238 197H240V196H238ZM247 197H248V196H247ZM261 197H262V196H260V198H261ZM60 198L62 199L63 197H60ZM60 198H57V199L60 200ZM68 198H69V195H68ZM71 198H72V197H71ZM73 198H74V195H73ZM112 198H113V197H112ZM125 198H126V197H125ZM156 198H157V197H156ZM171 198H172V197H171ZM175 198H176V197H175ZM177 198H178V197H177ZM181 198H182V197H181ZM188 198H189V197H188ZM223 198H224V197H223ZM254 198H255V197H254ZM258 198H259V197H258ZM63 199H64V198H63ZM63 199H62V200H63ZM65 199H66V198H65ZM69 199H70V198H69ZM113 199H114V198H113ZM122 199H123V198H122ZM201 199H202V198H201ZM218 199H219V198H218ZM231 199H232V198H231ZM231 199H229V201H230ZM236 199H237V198H236ZM236 199H234V200H236ZM256 199H257V198H256ZM44 200H45V198H44ZM49 200H50V199H49ZM72 200H73V199H72ZM72 200H71V201H72ZM133 200H135V199H133ZM145 200L147 201V198H146ZM189 200H190V199H189ZM191 200H192V199H191ZM197 200H198V199H197ZM202 200H203V199H202ZM206 200H207V199H206ZM206 200H205V201H206ZM211 200H212V199L210 198V201H211ZM213 200H214V199H213ZM219 200H220V199H219ZM225 200H226V199H225ZM247 200H248V199H247ZM38 201H39V199H38ZM66 201H67V200H66ZM68 201H69V200H68ZM136 201H137V199H136ZM146 201H144V202H146ZM173 201H174V200H173ZM186 201H187V200H186ZM222 201H223V200H222ZM227 201H228V200H227ZM227 201H226V202H227ZM232 201H233V200H232ZM237 201H238V200H237ZM113 202H114V201H113ZM157 202H160V201H158V199H157ZM180 202H181V201H180ZM182 202H183V201H182ZM192 202H193V201H192ZM198 202H200V200H198ZM214 202H215V200H214ZM219 202H220V201H219ZM25 203H26V202H25ZM120 203H121V202H120ZM141 203H142V202H141ZM148 203H150V202H148ZM160 203H161V202H160ZM160 203H159V204H160ZM185 203H187V202H185ZM196 203H197V202H196ZM196 203H195V204H196ZM208 203H209V202H208ZM208 203L206 202L205 206H206ZM215 203H218V200H216ZM230 203H231V202H230ZM233 203H235V202H233ZM233 203H232V204H233ZM255 203H257V202H255ZM260 203H261V202H260ZM262 203H263V202H262ZM262 203H261V204H262ZM131 204H132V203H131ZM146 204H147V203H146ZM152 204H153V203H152ZM152 204H151V205H150V204H147V205H150L151 208H152V207H153ZM157 204H158V203H157ZM182 204H183V203H182ZM202 204H203V203H202ZM220 204H221V203H220ZM19 205H20V204H19ZM21 205H22V203H21ZM25 205H27V204H25ZM25 205H24V206H25ZM82 205H83V204H82ZM91 205H92V204H91ZM114 205H118V204H114ZM143 205H144V204H143ZM153 205H154V204H153ZM185 205H186V204H185ZM187 205H188V203H187ZM212 205H213V203H212ZM215 205H216V204H215ZM237 205H238V203H237ZM5 206H7V205H5ZM13 206H14V204H13ZM15 206H17V205H15ZM85 206H86V205H85ZM88 206H89V205H88ZM93 206H94V203H93ZM96 206H97V205H96ZM96 206H95V207H96ZM133 206H134V203H133ZM145 206H146V205H145ZM154 206H155V205H154ZM158 206H160V205H158ZM210 206H211V204H210ZM81 207H82V206H81ZM95 207H94V210L97 209V208H95ZM130 207H131V206H130ZM146 207H147V206H146ZM171 207H172V204H171ZM198 207H199V206H198ZM216 207H217V206H216ZM220 207H221V206H220ZM7 208H8V207H7ZM118 208H119V206H118ZM124 208H125V207H124ZM127 208H128V207H127ZM156 208H157V206H156ZM193 208H194V207H193ZM213 208H214V207H213ZM224 208H225V207H224ZM5 209H6V208H5ZM5 209H3V210H5ZM32 209H33V208L31 207V210H32ZM52 209H54V208H52ZM153 209H154V208H153ZM204 209H205V208H204ZM218 209H219V207H218ZM33 210H34V209H33ZM37 210H38V209H37ZM100 210H101V209H100ZM135 210H136V209H135ZM146 210H148V209L146 208ZM154 210H156V209H154ZM209 210H210V208H209ZM219 210H220V209H219ZM5 211H6V210H5ZM24 211H25V210H24ZM71 211H72V210H71ZM75 211H76V210H75ZM98 211H99V209L97 210V212H98ZM124 211H126V210H124ZM151 211H152V209H151ZM184 211H185V210H184ZM202 211H203V209H202ZM220 211H221V210H220ZM25 212H26V211H25ZM36 212H37V211H36ZM94 212H96V211H94ZM97 212H96V213H97ZM100 212H101V211H100ZM106 212H107V211H106ZM118 212H119V211H118ZM131 212H132V211H131ZM148 212H149V211H148ZM155 212H157V211H155ZM155 212H153V213H155ZM164 212H165V211H164ZM167 212L169 213L168 210H167ZM176 212H177V210H176ZM185 212H187V211H185ZM188 212H189V211H188ZM205 212H207V211H205ZM214 212H215V211H214ZM217 212H219V211H217ZM31 213H33V212H31ZM31 213H30V214H31ZM103 213H104V212H103ZM182 213H183V212H182ZM20 214H21V213H20ZM65 214H66V212H65ZM79 214H80V213H79ZM101 214H102V213H101ZM107 214H108V213H107ZM116 214H117V213H116ZM130 214H131V213H130ZM145 214H146V213H145ZM149 214H150V212H149ZM160 214H161V215H164L165 213L162 214V212H160ZM166 214H167V213H166ZM166 214H165V215H166ZM169 214H170V213H169ZM187 214H189V213H187ZM199 214H200V213H199ZM209 214H210V212H209ZM223 214H224V213H223ZM230 214H231V213H230ZM66 215H68V214H66ZM66 215L63 214V216H66ZM74 215H77V214L74 213ZM74 215L72 214V215H69V216L72 217V216H74ZM92 215H93V213H92ZM97 215H98L97 218L102 217V216L99 215V213H97ZM117 215H118V214H117ZM117 215H116V216H117ZM120 215H121V214H120ZM126 215H127V214H126ZM136 215H137V214H136ZM161 215H160V220H161ZM175 215H176V214H175ZM214 215H215V214H214ZM239 215H240V213H239ZM22 216H23V215H22ZM22 216H21V217H22ZM69 216H68V217H69ZM77 216H78V215H77ZM77 216H76V217H77ZM94 216H95V215H94ZM108 216H109V215H108ZM123 216H124V215H123ZM146 216H147V215H146ZM146 216H144V217L146 218ZM158 216H159V214H158ZM158 216H152V217L156 219V218H158ZM172 216H173V215H172ZM223 216H224V215H223ZM229 216H230V215H229ZM32 217H33V216H32ZM55 217H56V216H55ZM78 217H79V216H78ZM106 217H107V216H106ZM112 217H113V219L115 220L116 217L114 218V215H113ZM112 217H111V218H112ZM150 217H151V214H150ZM164 217H165V216H163L162 218L165 219ZM177 217H178V216H177ZM197 217H198V216H197ZM217 217H218V216H217ZM220 217H221V216H220ZM23 218H24V217H23ZM25 218H26V217H25ZM66 218H67V217H66ZM73 218H74V217H73ZM94 218H95V217H94ZM102 218H103V217H102ZM124 218H125V217H124ZM141 218H143V217H141ZM153 218H151V219H153ZM174 218H175V217H174ZM174 218H173V219H174ZM200 218H201V217H200ZM200 218H199V219H200ZM221 218H222V217H221ZM34 219H35V217H34ZM38 219H39V218H38ZM71 219H72V218H71ZM79 219H81V218H79ZM100 219H101V218H100ZM108 219H109V217H108ZM143 219H144V218H143ZM143 219H142V220H143ZM146 219H147V218H146ZM180 219H181V218H180ZM180 219H179V221L181 222ZM23 220H25V222H26V219H23ZM74 220H75V219H74ZM82 220H83V219H82ZM82 220H81V221H82ZM85 220H86V219H85ZM93 220H94V219H93ZM110 220H111V219H110ZM125 220H126V219H125ZM157 220H158V219H157ZM175 220H176V219H175ZM194 220H195V219H194ZM219 220H220V219H219ZM27 221H28V220H27ZM67 221H69V219H68ZM77 221H78V220H77ZM77 221H76V222H77ZM79 221H80V220H79ZM98 221H99V219H98ZM98 221H97L96 223H98ZM112 221H113V220H112ZM117 221H118V220H117ZM143 221H144V220H143ZM150 221H151V220H150ZM162 221H163V220H162ZM164 221H165V220H164ZM209 221H210V220H209ZM211 221H212V220H211ZM211 221H210V222H211ZM22 222H23V221H22ZM34 222H35V220H34ZM36 222H37V221H36ZM38 222H39V221H38ZM86 222H88V221H86ZM104 222H105V221H104ZM113 222H114V221H113ZM127 222H128V221H127ZM127 222H126V223H127ZM170 222H172V225H173V226H174L175 224H177L176 222H174L175 224H173V221H172V220H171ZM197 222H198V221H197ZM228 222H229V221H227V223H228ZM59 223H60V222H59ZM62 223H64V222H62ZM74 223H75V222H74ZM79 223H80V222H79ZM81 223H82V227H83V223H84V222H81ZM110 223H111V222H110ZM115 223H116V222H115ZM188 223H189V222H188ZM213 223H214V222L212 221V224H213ZM247 223H248V222H247ZM28 224H30V223H28ZM41 224H43V223H41ZM41 224H40V225H41ZM65 224H66V223H65ZM68 224H69V223H68ZM70 224H71V223H70ZM88 224H89V223H88ZM170 224H171V223H170ZM192 224H193V223H192ZM196 224H197V223H196ZM209 224H210V223H209ZM215 224H216V223H215ZM254 224H255V223H254ZM44 225H46V224L44 223ZM66 225H67V224H66ZM72 225H73V224H72ZM76 225H77V224H76ZM79 225H80V226H79ZM79 225H77V226L74 225V226H75L76 228L79 226V229H81V224H79ZM89 225H90V224H89ZM89 225H88V226H89ZM152 225H153V224H152ZM177 225H178L177 227L179 228V224H177ZM182 225H183V224H182ZM204 225H206V224H204ZM222 225H223V224H222ZM63 226H65V225L63 224L62 227H63ZM88 226H87V227H88ZM173 226H172V227H173ZM175 226H176V225H175ZM188 226H189V225H188ZM190 226H191V225H190ZM195 226H197V225H195ZM224 226L226 227V225H224ZM11 227H12V226H11ZM17 227H18V226H17ZM44 227H46V226H44ZM65 227H66V226H65ZM65 227H64V228H65ZM67 227H68V226H67ZM67 227H66V228H67ZM90 227H91V226H90ZM90 227H89V228H90ZM157 227H159V226H157ZM172 227L170 226L169 228H172ZM184 227H185V226H184ZM191 227H193V226H191ZM219 227H220V226H219ZM225 227H224V228H225ZM21 228H22V227H21ZM28 228H29V227H27V229H28ZM64 228H62V229L64 230ZM68 228H72V229L74 230L73 226H72V227L70 226V227H68ZM89 228H88V229H89ZM92 228H93V227H92ZM107 228H108V227H107ZM165 228H166V227H165ZM175 228H176V227H175ZM199 228H200V227H199ZM213 228H214V227H213ZM24 229H25V228H24ZM59 229H60V227H59ZM90 229H91V228H90ZM100 229H101V228H100ZM190 229H191V228H190ZM193 229H194V227H193ZM19 230H20V229H19ZM22 230H23V228H22ZM25 230H26V229H25ZM70 230H71V229H70ZM75 230H76V229H75ZM104 230H105V229H104ZM150 230H152V229H150ZM164 230H165V229H164ZM170 230H171V229H170ZM173 230L175 231V229H173ZM188 230H189V229H188ZM206 230H207V229H206ZM209 230H210V229H209ZM211 230H212V229H211ZM213 230H214V229H213ZM216 230H217V229H216ZM218 230H219V229H218ZM262 230H263V229H262ZM48 231L50 232V229L47 230V232H48ZM51 231H52V230H51ZM77 231H78V229H77ZM85 231H86V230H85ZM201 231H202V230H201ZM227 231H228V230H227ZM9 232H10V231H9ZM26 232H27V231H26ZM79 232H80V231H79ZM79 232H77L78 235L80 234ZM82 232H84V229H83ZM87 232H88V230H87ZM94 232H95V231H94ZM211 232H212V231H211ZM211 232H210L209 234H211ZM213 232H214V231H213ZM213 232H212V233H213ZM217 232H218V231H217ZM217 232H216V234H217ZM22 233H23V232H22ZM53 233H54V232H53ZM84 233H85L84 235H87L86 232H84ZM89 233H90V232H89ZM100 233H101V231H100ZM106 233L108 234V232H106ZM161 233H162V232H161ZM161 233H160V234H161ZM198 233H199V232H198ZM202 233H203V231H202ZM220 233H221V232H220ZM222 233H223V232H222ZM260 233H261V232H260ZM50 234H51V233H50ZM57 234L59 235V233H57ZM95 234H96V232H95ZM119 234H120V233H119ZM165 234H168V231H167ZM218 234H219V232H218ZM218 234H217V236H220V235H218ZM51 235H52V234H51ZM67 235H68V234H67ZM72 235H73V233H72ZM81 235H82V233H81ZM90 235H91V234H90ZM90 235H89V236H90ZM104 235H105V234H104ZM196 235H197V233H196ZM203 235H205V234H203ZM207 235H208V234H207ZM212 235H213V234H212ZM259 235H260V234H259ZM48 236H49V233H48ZM75 236H76V235H75ZM260 236H261V235H260ZM33 237H34V236H33ZM51 237H52V236H51ZM109 237H110V236H109ZM122 237H123V236H122ZM125 237H126V235H125ZM161 237H162V236H161ZM200 237H202V236H200ZM203 237H206V235L203 236ZM207 237H209V235H208ZM223 237H224V236H223ZM223 237H222V238H223ZM55 238H56V237H55ZM55 238H53V239H55ZM58 238H59V237H58ZM60 238H61V237H60ZM123 238H124V237H123ZM209 238H210V237H209ZM222 238H221V239H222ZM226 238H227V236H226ZM258 238H259V237H258ZM262 238H263V237H262ZM56 239H57V238H56ZM95 239H96V238H95ZM95 239H93V240H95ZM254 239H257V238H254ZM58 240H59V239H58ZM60 240H62V239H60ZM60 240H59V241H60ZM123 240H126V239H123ZM128 240H130V239H128ZM195 240H196V239H195ZM248 240H249V239H248ZM250 240H251V239H250ZM259 240H260V238H259ZM4 241H5V240H4ZM91 241H92V240H91ZM101 241H102V239H101ZM160 241H161V240H160ZM215 241L218 242L216 239H215ZM5 242H6V241H5ZM62 242H66L67 244H69V242L64 241V240H63ZM79 242H80V241H79ZM94 242H95V241H94ZM136 242H137V241H136ZM158 242H159V241H158ZM185 242H186V241H185ZM188 242H189V241H188ZM192 242H194V241H192ZM254 242H255V241H254ZM254 242H253V243H254ZM11 243H12V241H11ZM59 243H60V242H59ZM101 243H103V242H101ZM137 243H138V242H137ZM219 243H220V241H219ZM249 243H250V242H249ZM5 244H6V243H5ZM19 244H20V243H19ZM70 244H71V242H70ZM72 244L74 245V243H72ZM93 244H94V243H93ZM93 244H90V245L93 246ZM95 244H96V242H95ZM131 244H132V243H131ZM217 244H218V243H217ZM263 244H264V243H263ZM62 245H63V243H62ZM96 245H98V243H97ZM99 245H100V247H101V244H99ZM105 245H106V244H105ZM112 245H113V244H112ZM126 245H127V244H126ZM140 245H141V244H140ZM171 245H172V244H171ZM252 245H253V244H252ZM5 246H6V245H5ZM17 246H18V245H17ZM20 246H21V245H20ZM20 246H19V247H20ZM28 246H29V245H28ZM30 246H31V245H30ZM92 246H91V247H92ZM113 246H115V245H113ZM141 246H142V245H141ZM141 246H140V247H141ZM186 246H187V245H186ZM186 246H185V247H186ZM13 247H14V246H13ZM44 247H45V246H44ZM62 247H63V246H62ZM77 247H78V246H77ZM86 247H87V246H86ZM86 247H85V249H86ZM104 247H105V246H104ZM110 247H111V246H109L108 248H110ZM127 247H128V246H127ZM127 247H123V248H127ZM136 247H137V246H135L134 248H136ZM144 247H145V246H144ZM168 247H169V246H168ZM176 247H177V246H176ZM261 247H262V246H261ZM3 248H4V246H3ZM8 248H9V247H8ZM21 248H22V247H21ZM25 248H26V247H25ZM78 248H79V247H78ZM108 248H107V250H108ZM116 248H117V247H116ZM128 248H129V247H128ZM131 248H132V247H131ZM145 248H146V247H145ZM177 248H178V247H177ZM179 248L181 249V247H179ZM222 248H223V247H222ZM259 248H260V247H259ZM4 249H5V248H4ZM4 249H3V250H4ZM10 249H12V248H10ZM14 249H15V248H14ZM79 249H80V248H79ZM112 249H113V248H112ZM8 250H9V249H8ZM26 250H28V249L26 248ZM77 250H78V249H77ZM83 250H84V249H83ZM83 250H82V251H83ZM87 250H88V249H87ZM94 250H95V249H94ZM104 250H106V249H104ZM137 250H139V249H137ZM166 250H167V249H166ZM261 250H264V249H261ZM29 251H30V250H29ZM29 251H28V252H29ZM63 251H64V250H63ZM71 251H72V250H71ZM78 251H79V250H78ZM96 251H98V248H97ZM128 251H129V249H128ZM132 251H136V250H132ZM140 251H141V250H140ZM219 251H220V250H219ZM224 251H226V250H224ZM249 251H250V250H249ZM0 252H2V251H0ZM12 252H13V251H12ZM80 252H81V251H80ZM88 252H92V251L90 250V251H88ZM88 252H86V254H88ZM98 252H99V251H98ZM98 252H95V253H98ZM108 252H109V251H108ZM115 252H116V251H115ZM125 252H127V251H125ZM138 252H139V251H138ZM138 252L136 251V253H138ZM143 252H144V251H143ZM160 252H161V251H160ZM238 252H239V251H238ZM238 252H237V253H238ZM261 252H262V251H261ZM82 253H83V252H82ZM104 253H105V252H103V254H104ZM112 253H113V251H112ZM131 253H132V252H130V253L128 254V255H129L128 257H130ZM141 253H142V252H141ZM146 253H148V252L146 251ZM237 253H236V254H237ZM3 254H4V252H3ZM16 254H17V253H16ZM35 254H36V253H35ZM66 254H67V253H66ZM89 254H90V253H89ZM101 254H102V253H100V252L98 253V255H101ZM126 254H127V253H126ZM138 254H140V252H139ZM144 254H145V252H144ZM153 254H154V253H153ZM155 254H156V253H155ZM155 254H154V255H155ZM92 255H93V252H92ZM98 255H97L96 257H98ZM142 255H143V253H142ZM146 255H147V254H146ZM146 255H144V258H143V256H142V258L145 259V256H146ZM34 256H35V255H34ZM88 256H89V255H88ZM88 256H87V257H88ZM101 256H102V255H101ZM105 256H106V255H105ZM105 256H104V257H105ZM109 256H111V254H109ZM109 256H108V258H109ZM136 256H137V255H136ZM138 256H139V255H138ZM140 256H141V255H140ZM234 256H236V255H234ZM37 257H38V256H37ZM118 257H119V256H118ZM125 257H126V256H125ZM146 257H147V256H146ZM1 258H2V256H1ZM1 258H0V259H1ZM3 258H4V257H3ZM15 258H16V257H15ZM20 258H21V256H20ZM34 258H35V257H34ZM89 258H91V257H89ZM106 258H107V256H106ZM106 258H104V260H105ZM222 258H223V257H222ZM233 258H235V257H233ZM18 259H19V258H18ZM39 259H41V258H39ZM100 259H103V256H102V258H100ZM111 259H112V258H111ZM117 259H118V258H117ZM127 259H128V258H127ZM127 259H126V260H127ZM139 259H141V257H139ZM161 259H162V258H161ZM161 259H160V261H161ZM166 259H167V258H166ZM168 259H169V258H168ZM229 259H230V258H229ZM2 260H3V259H2ZM41 260H42V259H41ZM122 260H123V259H122ZM124 260H125V259H124ZM128 260H129V259H128ZM130 260L133 261V258H131ZM150 260H151V259H150ZM163 260H164V259H163ZM163 260H162V261H163ZM227 260H228V259H227ZM4 261H5V260H4ZM143 261H144V260H143ZM143 261H142V262H143ZM146 261H147V260H146ZM146 261H145V262H146ZM156 261H157V260H156ZM158 261H159V260H158ZM162 261H161V262H162ZM168 261H169V260H168ZM100 262H101V261H99V263H100ZM112 262H113V260H112ZM164 262H165V261H164ZM164 262H163V263H164ZM1 263H2V262H1ZM43 263H45V262H43ZM105 263H106V262H105ZM115 263H116V262H115ZM128 263H129V262H128ZM148 263H149V262H148ZM150 263H152V262H150ZM165 263H166V262H165ZM188 263H189V262H188ZM258 263H259V262H258ZM5 264H6V263H5ZM101 264H102V263H101ZM120 264H121V263H120ZM126 264H127V263H126ZM130 264H132V263L130 262ZM133 264H134V263H133ZM152 264H153V263H152ZM154 264H155V263H154ZM160 264H161V263H160ZM230 264H231V263H230Z\"/></svg>",
	"mask_w": 264,
	"mask_h": 264
}]
</instances>
